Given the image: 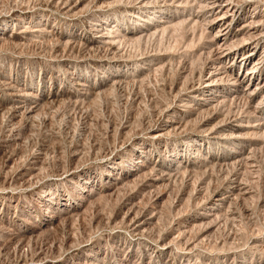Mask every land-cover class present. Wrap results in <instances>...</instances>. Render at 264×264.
Returning <instances> with one entry per match:
<instances>
[{
  "label": "rangeland",
  "instance_id": "rangeland-1",
  "mask_svg": "<svg viewBox=\"0 0 264 264\" xmlns=\"http://www.w3.org/2000/svg\"><path fill=\"white\" fill-rule=\"evenodd\" d=\"M26 1V2H25ZM64 0H0V152H14L12 155V165L5 166L4 159L0 153V174H6L7 178L12 177L19 167L25 165L27 161L36 160L41 171L37 174L33 187L28 188L32 192H23L24 188L18 186L9 188L13 191L12 197H0V228L14 231L29 228L32 224L37 225L35 234L41 236V240L34 239L29 241L27 247H23L26 251V257L21 258L29 262L33 256L36 258V264H264V128L257 129L262 133L250 134L239 140H231L229 130H221L218 135L225 138L211 137L210 130L200 126L203 118L210 115V112H202V110L188 111L177 109L169 117L166 109H170L176 104L175 86L182 84L181 91H187L191 83H196L197 70L204 68L210 60V53L207 54V42L210 35L217 27L208 28V17L204 11L205 0H79L82 8L76 11L66 12L62 9L61 4ZM67 1V0H66ZM98 1V2H97ZM112 1H115L112 2ZM123 1V2H122ZM129 1V2H128ZM137 1V2H136ZM153 1V2H152ZM167 1L169 4H167ZM171 1V2H170ZM173 1L175 3H173ZM179 1V3H178ZM183 1V2H181ZM196 1V2H195ZM200 1V2H199ZM203 1V4H202ZM261 1V2H260ZM36 2V3H35ZM40 2V3H39ZM43 2V3H42ZM52 2V3H51ZM56 2V3H55ZM88 6H87V4ZM89 2V3H88ZM91 2V3H90ZM102 2V3H101ZM109 2H112L111 4ZM128 6H127V3ZM134 2V3H133ZM139 2V4H138ZM147 2V4H144ZM155 2V4H154ZM189 2V3H188ZM198 2V3H197ZM14 3V4H13ZM25 3H27L25 5ZM42 3V4H41ZM45 3V4H44ZM56 5H55V4ZM108 3V5H107ZM114 3V4H113ZM125 3V4H124ZM143 3V4H141ZM150 3H152L150 5ZM157 3V4H156ZM172 3V4H171ZM261 9L264 8V0H258ZM17 6H16V5ZM22 4V5H20ZM25 6H24V5ZM35 4V5H34ZM40 4L42 6H40ZM51 4V5H49ZM53 4V5H52ZM103 4V5H101ZM105 4V5H104ZM141 4V5H140ZM164 4V5H163ZM176 4V5H175ZM182 6H181V5ZM5 5V6H4ZM12 5V6H11ZM15 5V6H14ZM35 7H34V6ZM47 5L48 8L45 7ZM84 5V6H83ZM98 5V6H97ZM102 7H100V6ZM107 5V6H106ZM138 5V6H137ZM161 5V6H160ZM175 5V6H174ZM199 5V7H198ZM202 5V7H201ZM11 6V7H10ZM19 6V7H18ZM29 6V7H28ZM86 6V7H85ZM93 6V7H92ZM96 6L99 8H96ZM121 6V7H120ZM167 6V7H166ZM172 6V7H171ZM191 6V8L189 7ZM14 7V8H13ZM17 7L19 9H17ZM37 7V8H36ZM45 7V8H44ZM126 7V8H125ZM145 7V9H144ZM163 7V8H162ZM178 9H177V8ZM185 7V8H184ZM204 7V8H203ZM16 8V9H15ZM30 8V9H28ZM39 8V9H38ZM107 8V9H106ZM123 8V9H122ZM152 8V9H151ZM161 8V9H160ZM170 8V9H169ZM200 8V11L198 10ZM203 8V9H202ZM251 8V6H250ZM24 9V11H23ZM61 9V10H59ZM83 9V11H82ZM137 9V10H135ZM147 9V10H146ZM151 9V10H150ZM164 9V10H163ZM167 9V10H166ZM192 9V10H191ZM194 9V10H193ZM111 10V12H110ZM122 12H121V11ZM125 10V11H124ZM130 10V11H129ZM141 10V11H140ZM174 10V11H173ZM178 10V11H177ZM189 10V11H188ZM203 10V11H201ZM64 11V12H63ZM110 13H109V12ZM114 11V12H113ZM144 11V13H143ZM170 11V12H169ZM193 11V12H192ZM9 12V13H7ZM73 12V13H72ZM75 12V13H74ZM81 12V13H80ZM98 15H97V13ZM102 12V13H100ZM108 12V15H106ZM118 12V13H117ZM149 12V13H148ZM158 12V13H157ZM169 12V13H168ZM172 12V13H171ZM190 12V13H189ZM195 12V13H194ZM204 12V13H203ZM18 13L19 18L13 15ZM31 13V14H30ZM44 13V14H43ZM70 13L71 16L70 17ZM79 13V14H78ZM134 13V14H133ZM142 13V14H141ZM148 13V15H147ZM153 13V14H152ZM185 13V14H184ZM200 13V14H198ZM5 14V15H4ZM26 14V15H25ZM33 14V15H32ZM75 14V15H74ZM84 14V15H83ZM94 14V15H93ZM100 14V15H99ZM111 14V15H110ZM119 14V15H118ZM146 14V15H145ZM155 14V15H154ZM157 14V15H156ZM22 15V16H21ZM29 15V16H28ZM67 15V16H66ZM117 15V16H116ZM124 15V16H123ZM151 17H150V16ZM179 15V16H178ZM183 15V16H182ZM202 15V16H201ZM79 16V17H78ZM84 16H86L84 18ZM88 16V17H87ZM107 16V17H106ZM120 16V17H119ZM139 16V17H137ZM145 20H143L142 18ZM154 16V17H153ZM159 16V17H158ZM176 16V17H174ZM185 16V20H184ZM192 16V17H191ZM26 17V18H25ZM50 17V18H49ZM118 17L120 19H118ZM136 17V18H135ZM202 17V18H201ZM206 17V19H205ZM3 18V19H2ZM24 18V19H22ZM75 18V19H74ZM92 18V19H91ZM97 18V19H96ZM106 18V19H105ZM117 18V19H116ZM153 18V19H152ZM160 18V19H159ZM167 18V19H166ZM177 18V19H176ZM192 18V20H191ZM8 21H7V20ZM65 19V21H64ZM72 19V20H71ZM95 19V20H94ZM102 19V20H101ZM134 19V20H133ZM187 19V20H186ZM194 19V20H193ZM246 19V18H245ZM5 20V21H4ZM16 20V21H15ZM22 20V22H21ZM26 20V21H25ZM28 20V21H27ZM69 20V21H68ZM101 20V21H100ZM121 20V21H120ZM140 20V21H139ZM153 20V21H151ZM161 20V21H160ZM164 20V21H163ZM169 20V21H166ZM180 20V21H179ZM191 20V22H190ZM203 20V21H202ZM18 21V22H17ZM25 21V22H24ZM46 21V22H45ZM76 21V22H75ZM86 21V22H85ZM89 21V22H88ZM94 21V22H93ZM106 21V22H105ZM120 21V22H119ZM125 21V22H124ZM160 21V22H159ZM172 21V22H170ZM175 21V22H174ZM179 21L180 23H176ZM189 21V22H188ZM206 21V22H205ZM242 21V19L240 20ZM4 22V23H2ZM15 22V24H14ZM29 22V23H28ZM38 22V26L36 23ZM45 22V23H44ZM98 22V23H97ZM104 22V23H103ZM135 22V23H134ZM141 22V23H140ZM169 22V23H168ZM201 25H199L198 23ZM203 22V23H202ZM19 23V24H18ZM55 23V24H54ZM68 23V25H67ZM103 23V24H101ZM108 23V24H107ZM121 23V24H120ZM139 23V25L137 24ZM154 25H152V24ZM165 23V24H164ZM172 23V24H170ZM205 23V24H204ZM26 24V25H25ZM29 26H28V25ZM84 24V25H82ZM91 24V25H90ZM95 24V25H94ZM100 24V25H99ZM124 24V25H123ZM144 24V25H143ZM157 24V26H156ZM169 25L163 30L162 25ZM178 27H176L177 25ZM186 24V25H185ZM207 24V25H206ZM4 25V26H2ZM20 25V26H17ZM25 25V26H24ZM75 25V26H73ZM97 25V26H96ZM126 25V26H125ZM143 25V26H142ZM150 25V26H149ZM152 25V26H151ZM189 25V26H188ZM191 25V26H190ZM198 25V27H197ZM206 25V26H205ZM27 26V27H26ZM36 26V27H35ZM44 26V28H43ZM48 26V27H46ZM54 26V27H53ZM65 26V27H64ZM67 26V27H66ZM100 26V27H99ZM103 26V27H102ZM106 26V27H105ZM114 26V27H113ZM171 26V29L169 28ZM174 26V27H172ZM185 26V27H184ZM189 28H188V27ZM193 26V28H192ZM9 28L12 31L23 30L25 32L23 38L19 41L7 39L2 34V30ZM31 29L33 28V31ZM35 27V28H34ZM42 27V30H40ZM58 27V28H57ZM81 27V29H80ZM90 27V28H89ZM98 27V28H96ZM109 27V28H108ZM111 27V28H110ZM123 27V28H122ZM141 27V28H140ZM146 27V28H145ZM149 27V28H148ZM152 27V28H151ZM156 27V28H153ZM26 28V29H25ZM29 28L30 32L28 31ZM74 28V30H73ZM105 28V29H104ZM125 28V29H124ZM135 30H133V29ZM139 30H138V29ZM148 28V29H147ZM151 28V29H150ZM160 30H158V29ZM175 28V29H174ZM178 28V29H176ZM187 28V29H186ZM192 28V29H191ZM8 29V30H9ZM19 29V30H18ZM36 29V30H35ZM39 29V32L38 30ZM50 31H49V30ZM55 31H53V30ZM58 29V30H57ZM79 29V30H78ZM97 29V30H96ZM153 29V31H152ZM156 29V30H155ZM173 29V30H172ZM194 29V30H193ZM206 31H205V30ZM73 32H72V31ZM78 30V31H77ZM90 30V31H88ZM103 30L104 32H102ZM141 30V31H140ZM172 30V31H171ZM188 30V31H187ZM191 30V31H190ZM208 30V31H207ZM75 31L77 33H75ZM105 33L113 43H88V40L95 33ZM110 31V32H109ZM115 31V33L113 32ZM119 31V32H118ZM138 31V32H137ZM152 31V32H150ZM163 34H160L159 32ZM187 31V33H186ZM194 31V32H193ZM49 32V33H48ZM82 32V33H81ZM92 34H91V33ZM100 32V33H101ZM107 32V33H106ZM141 32V33H140ZM144 32V33H142ZM168 32V33H166ZM171 34H170V33ZM191 32V33H190ZM208 32V33H207ZM33 33V34H31ZM39 33V34H38ZM69 33V34H67ZM84 33V34H83ZM109 33V35H108ZM117 33H119L117 35ZM132 33V34H131ZM146 33V34H145ZM193 33V34H192ZM202 33V34H201ZM73 34V35H72ZM88 34V35H87ZM115 36H114V35ZM125 34V35H123ZM129 36V38L126 37ZM153 34V35H152ZM158 34V36H156ZM169 34V35H168ZM192 34V36H191ZM209 34V35H208ZM34 37H33V36ZM38 35V36H37ZM41 35V36H40ZM59 35V36H58ZM72 35V36H71ZM78 35V36H77ZM85 35V36H84ZM126 38H123V36ZM147 35V37H146ZM151 35L152 37H150ZM162 35V36H161ZM80 36V37H79ZM135 36V37H134ZM144 36V37H143ZM155 36V37H154ZM166 38H165V37ZM187 36V38H185ZM6 37V38H5ZM27 37V38H26ZM71 39L69 41V39ZM116 37V38H115ZM119 37V39H118ZM133 40H132V38ZM208 37V38H207ZM26 38V39H25ZM29 38V39H28ZM31 38V40H30ZM52 38V40H51ZM60 38V39H59ZM77 38V39H75ZM139 38V39H138ZM146 38V39H145ZM161 38H163L161 40ZM165 38V39H164ZM191 38V39H190ZM207 38V39H206ZM24 39V40H23ZM63 39V40H62ZM67 43H66V41ZM75 40V42L73 40ZM121 39V40H120ZM130 39V40H129ZM144 39V40H142ZM157 39V41H155ZM189 39V40H188ZM200 39V40H199ZM7 41L5 43V41ZM22 40V41H21ZM26 40L28 42H26ZM49 40V41H48ZM62 43H61V41ZM80 40V41H79ZM119 40V41H118ZM124 40V41H123ZM132 40V43H131ZM137 40V42H135ZM207 40V42H206ZM4 41V42H3ZM10 41V42H9ZM25 41V43L23 42ZM60 41V42H58ZM64 41V42H63ZM83 41V42H82ZM109 41V40H108ZM143 41H145L143 43ZM187 41L188 44L185 42ZM202 41V42H201ZM44 42V43H43ZM56 42V43H55ZM73 42V43H72ZM119 44H118V43ZM124 42V43H123ZM130 42V43H128ZM157 42V43H156ZM191 42V43H190ZM5 43V44H4ZM23 47H21L22 45ZM48 43V44H47ZM70 43V44H69ZM72 43V44H71ZM76 43V44H75ZM260 46V51L264 54V39ZM13 44V45H12ZM18 44V45H17ZM26 44L28 46H26ZM46 44V45H45ZM52 44V45H51ZM60 44V45H59ZM63 44V47L61 46ZM65 44V45H64ZM79 44V46H78ZM82 44V45H81ZM88 45V47L86 45ZM118 44V46H116ZM123 44V46H121ZM126 46H125V45ZM205 44V46H204ZM11 45V46H10ZM16 45V46H14ZM38 45V46H37ZM40 45V46H39ZM73 45V47H72ZM95 45V46H94ZM158 46V50L157 47ZM185 45V46H184ZM203 45V46H201ZM50 46V47H49ZM60 46V47H59ZM66 46V47H65ZM70 46L72 48H70ZM75 46V47H74ZM81 46V47H80ZM84 46V47H83ZM94 46V47H93ZM98 46V47H96ZM102 46V47H101ZM144 46V47H143ZM153 46L155 49H153ZM162 48H161V47ZM163 46L165 47L163 49ZM171 48H169V47ZM187 46V48H186ZM201 46V47H200ZM263 46V47H262ZM26 47V48H25ZM56 47V48H55ZM62 47V48H61ZM80 47V48H79ZM90 47V48H89ZM93 47V48H91ZM119 47V48H118ZM160 47V48H159ZM168 47V48H167ZM184 47V48H183ZM204 47V48H203ZM40 48V49H39ZM59 48L60 50L57 49ZM71 50H70V49ZM75 48L76 51L73 50ZM87 48V49H86ZM89 48V49H88ZM95 48V49H94ZM97 48V50H96ZM104 50H103V49ZM144 48V49H143ZM200 48V49H199ZM202 48V49H201ZM11 49V51H10ZM49 49V50H48ZM55 49V50H54ZM68 49V50H67ZM79 51H78V50ZM84 49L83 51H81ZM107 49V50H106ZM113 49H117L113 51ZM119 49V50H118ZM128 49V50H127ZM167 49V50H166ZM170 53H169V51ZM206 49V50H205ZM25 50V51H24ZM59 50V51H58ZM67 50V51H66ZM93 51L91 52V51ZM121 50V51H120ZM144 52H143V51ZM155 50V51H154ZM166 50V51H165ZM202 50V51H200ZM205 50V51H203ZM74 51V53H73ZM102 53L100 54L99 52ZM113 51V52H112ZM117 51V52H116ZM142 51V52H141ZM147 51V52H146ZM151 53H150V52ZM153 51V52H152ZM163 51V53H162ZM21 52V53H20ZM67 54H66V53ZM81 52V53H80ZM83 52V53H82ZM91 52V53H90ZM98 52V53H97ZM121 52V53H120ZM62 53V54H61ZM70 53V54H69ZM111 53V54H110ZM149 53V54H148ZM155 53V54H154ZM160 53V54H159ZM173 53V54H172ZM199 53V54H198ZM76 54V55H75ZM80 54H83L80 55ZM105 54V55H104ZM107 54V55H106ZM116 54V56H115ZM145 54V55H144ZM186 54V55H185ZM203 54V55H202ZM208 57H207V55ZM52 55H55L53 57ZM64 55L66 57H64ZM69 55V56H68ZM73 55V56H72ZM98 55V56H97ZM102 55V56H100ZM104 55V57H103ZM109 55V57H108ZM113 55V56H112ZM125 55V58H124ZM140 55L139 57H137ZM154 55V56H153ZM157 55V56H156ZM199 55V56H198ZM205 55V57H204ZM58 58H57V57ZM61 56V57H60ZM63 56V57H62ZM81 56V58H80ZM85 56V58H84ZM106 56V57H105ZM119 56V57H117ZM123 56V57H122ZM137 58H135V57ZM148 56V60L147 59ZM153 56V57H152ZM191 56V57H190ZM53 57V59H52ZM72 57V58H71ZM83 57V58H82ZM90 57V58H89ZM101 57H103L101 59ZM163 57V58H162ZM207 57V58H206ZM77 58V59H75ZM80 58V59H79ZM94 60H93V59ZM106 58V59H105ZM111 58V59H110ZM114 58V59H112ZM129 58V59H128ZM134 60H133V59ZM156 58V59H154ZM161 60H160V59ZM188 60H187V59ZM49 59V60H48ZM57 59V60H56ZM98 59V60H97ZM101 59V60H100ZM110 59V60H109ZM123 59V60H122ZM131 59V60H130ZM145 59V60H144ZM153 59V61H152ZM165 59V60H164ZM170 59V60H169ZM174 59V61H173ZM185 59V60H184ZM191 59V60H190ZM77 60V61H76ZM93 60V61H92ZM118 60V61H117ZM149 60H151L149 62ZM157 60V62H156ZM160 60V61H159ZM169 60V61H168ZM181 61V64L179 61ZM44 63H43V62ZM55 61V62H54ZM57 61V62H56ZM71 61V62H70ZM89 61V62H88ZM159 61V62H158ZM168 61V62H167ZM187 61V62H186ZM264 61V57H263ZM54 62V63H53ZM107 62V63H106ZM126 62V63H125ZM130 62V63H128ZM144 62H146L144 64ZM170 62V63H169ZM173 64H172V63ZM193 62V63H192ZM60 63V65H59ZM66 63V64H65ZM69 63V64H68ZM76 63V64H75ZM86 63V64H85ZM92 63V64H91ZM116 63V64H115ZM125 63V64H124ZM135 63V64H134ZM150 63V64H149ZM156 65H155V64ZM161 63V64H160ZM163 63V64H162ZM186 63V64H185ZM204 63V64H203ZM58 64V67H57ZM124 64V65H123ZM137 64V66H136ZM147 64V65H146ZM156 67H154V65ZM157 64L159 68L157 71ZM54 65V66H52ZM94 67H91V66ZM142 65V66H141ZM160 65V66H159ZM165 67H164V66ZM167 65V66H166ZM187 65V66H186ZM64 66V67H63ZM114 66V67H113ZM118 66V67H117ZM129 68H128V67ZM139 66V67H138ZM62 67V68H61ZM97 69H96V68ZM127 67V68H126ZM145 67V68H143ZM147 67V69H146ZM184 67V68H183ZM199 67V68H198ZM110 68V69H109ZM114 68V69H113ZM153 68H155L153 70ZM171 68V69H170ZM183 68V69H182ZM188 68V69H187ZM197 68V69H196ZM4 69V71H3ZM67 69V70H66ZM99 69V70H98ZM116 69V70H115ZM122 69V70H121ZM125 69V72H124ZM136 69V70H135ZM187 69V70H186ZM240 68V70H242ZM93 70V71H92ZM184 70V71H183ZM191 70V73H189ZM238 66L234 71L237 72ZM264 70V63H263ZM70 71V72H69ZM84 71V72H83ZM88 71V72H87ZM102 71V72H101ZM112 71V72H111ZM118 71V72H117ZM134 71V72H133ZM141 71V72H140ZM147 71V72H146ZM152 71V72H151ZM156 72V73H153ZM11 72V73H10ZM93 72V73H92ZM96 72V73H95ZM107 72V73H106ZM109 72V73H108ZM159 72V73H158ZM188 72V73H187ZM264 73V71H262ZM5 73V75H3ZM8 73V74H7ZM99 73V74H98ZM113 73V74H112ZM120 75H116L119 74ZM136 73H139L135 75ZM147 73V74H146ZM186 75H185V74ZM86 74V75H85ZM91 76H90V75ZM98 74V75H97ZM105 74V75H104ZM126 74V75H125ZM131 74V75H130ZM146 74V75H143ZM151 74L153 76H151ZM156 74V76H155ZM72 75V76H71ZM114 75V76H113ZM125 75V76H123ZM135 75V76H134ZM143 78H141V76ZM151 77H150V76ZM185 75V76H183ZM190 75V76H189ZM194 75V77H193ZM13 76V77H12ZM93 76V77H92ZM99 76V77H98ZM104 78H102V77ZM108 76V77H107ZM110 76V77H109ZM130 78H129V77ZM96 77V78H95ZM113 77V78H112ZM134 79H133V78ZM145 77V79H144ZM9 78V79H8ZM11 78V80H10ZM72 78V79H71ZM94 78V79H92ZM109 78V79H107ZM118 78V79H117ZM155 78V79H154ZM189 78V79H188ZM194 80H192V79ZM119 79L123 80L120 81ZM6 80V81H5ZM73 80V82L71 81ZM106 80V81H105ZM109 82H108V81ZM114 80V81H112ZM128 80V81H127ZM134 80V81H133ZM142 80V81H141ZM146 80V81H145ZM191 80V81H190ZM8 81V82H7ZM79 81H82L79 82ZM100 81V82H98ZM102 81V82H101ZM116 81V82H115ZM130 81V82H129ZM133 85H132V82ZM145 81V82H144ZM148 81V82H147ZM180 81V82H179ZM190 81V82H189ZM4 82V83H3ZM6 82V83H5ZM78 84H77V83ZM107 82V83H106ZM118 82L120 84H118ZM123 82V83H122ZM125 82V84H124ZM137 82V83H136ZM142 84H141V83ZM154 82V83H153ZM178 82V83H177ZM8 83V84H7ZM16 83V84H15ZM71 83V84H70ZM80 83V84H79ZM105 83V84H104ZM110 83V84H108ZM116 83V84H115ZM127 83V84H126ZM130 83V84H129ZM141 84L139 86V84ZM150 83V84H149ZM184 83V84H183ZM5 84V85H4ZM13 84V85H12ZM23 84V85H22ZM69 84V85H68ZM77 84V85H76ZM113 84V86H112ZM122 84V85H121ZM146 86H145V85ZM3 87H2V86ZM7 85V86H6ZM71 85V87H70ZM74 85V86H73ZM106 85V86H105ZM109 85V86H108ZM125 85V86H124ZM171 85V86H170ZM184 85V87H183ZM10 86V88L8 87ZM17 86L19 88H17ZM69 86V88L67 87ZM79 88H76V87ZM100 86V87H99ZM108 86V87H107ZM111 86L113 89H111ZM137 86V87H136ZM155 86V87H154ZM21 87V88H20ZM23 87V88H22ZM32 87V88H31ZM87 87V88H86ZM95 87V88H94ZM116 87V89H115ZM120 87V88H119ZM123 87V88H122ZM125 87V88H124ZM130 87L132 89H130ZM142 87V88H141ZM148 87V90H147ZM154 87V88H153ZM170 87V88H169ZM173 87V88H172ZM15 88V89H14ZM84 88V89H83ZM92 88V89H91ZM109 88V90H108ZM185 88V89H183ZM2 89V90H1ZM4 89H6L4 91ZM13 89V90H12ZM17 89V90H16ZM20 89V90H18ZM65 89V90H64ZM87 89V90H86ZM89 89V90H88ZM97 89V90H96ZM140 89V90H139ZM10 90V91H9ZM15 90L17 91L15 93ZM28 92H26V91ZM136 90V91H135ZM139 90V91H137ZM142 90V91H141ZM148 93L146 95L145 93ZM169 90V92H168ZM32 91V92H31ZM37 91V93H36ZM48 91V92H47ZM75 91V92H74ZM78 91V92H77ZM82 91V92H81ZM84 91V92H83ZM92 91V92H91ZM99 91V92H98ZM107 93H105V92ZM135 91V92H134ZM144 91V93H142ZM10 92V94H9ZM19 92H23L22 94ZM30 92V93H29ZM34 92V93H33ZM40 92V93H39ZM51 92V93H50ZM68 92V93H67ZM87 92V93H86ZM134 92V93H132ZM138 92V93H136ZM171 92V94H170ZM4 93V94H3ZM19 93V94H18ZM28 93V94H27ZM45 93V94H44ZM64 93V94H63ZM73 93V94H72ZM86 93V94H85ZM104 97L102 96V94ZM151 93V94H149ZM225 94V92H223ZM261 94V96L259 95ZM3 94V95H2ZM27 94V95H26ZM30 94V95H29ZM36 96L34 97V95ZM49 94V95H48ZM60 94V95H59ZM69 94V95H68ZM89 94V95H88ZM97 94V95H96ZM134 94V95H133ZM139 94V95H138ZM142 94V95H141ZM220 94V93H219ZM244 94V96H243ZM43 95V96H42ZM48 95V96H47ZM93 95V96H92ZM109 95V97H107ZM150 95V96H149ZM8 96V97H7ZM10 96V97H9ZM13 96V97H12ZM17 96V97H16ZM32 96V97H31ZM61 96V97H60ZM63 96V97H62ZM84 96V97H82ZM101 96V97H100ZM142 96V97H139ZM145 99H144V97ZM172 96H174L172 98ZM233 96V95H232ZM249 96V97H247ZM21 97V98H20ZM25 97V98H24ZM28 97V98H27ZM47 97V98H46ZM71 97V98H70ZM73 97V98H72ZM89 97V98H88ZM92 97V98H91ZM97 97V98H96ZM134 97V98H133ZM148 97V98H147ZM150 97V98H149ZM171 97V98H170ZM241 97L242 101H241ZM20 98V99H19ZM33 98V100H32ZM40 98V99H39ZM43 102H41L42 100ZM45 98V100H44ZM50 98V100H49ZM53 98V99H52ZM59 98V99H58ZM68 100H67V99ZM77 98V99H75ZM82 98V99H81ZM105 98V99H104ZM133 98V100H132ZM225 104L218 117L220 119L254 118L255 122H264V94L261 92L248 94L239 92L237 97L227 96ZM250 98V99H249ZM12 99V100H11ZM37 99V100H36ZM55 99V100H54ZM72 99V100H71ZM74 99V100H73ZM84 99H88L84 100ZM90 99V100H89ZM93 99V100H92ZM140 99V100H139ZM144 99V100H143ZM152 99V101H151ZM231 99V100H230ZM236 99V100H235ZM259 102H256L258 101ZM3 100V101H2ZM5 100V101H4ZM20 100V101H19ZM36 100V101H35ZM63 100V102H62ZM67 100V102H66ZM84 100V101H83ZM127 100V101H125ZM130 100V101H129ZM134 100H137L135 102ZM159 100V101H158ZM247 100V103H246ZM19 103H17V102ZM23 101V102H22ZM49 101V102H48ZM52 101V102H51ZM58 101V102H57ZM61 101V102H60ZM83 103H81V102ZM86 101V103H85ZM93 101V102H92ZM142 101V102H141ZM164 101V102H163ZM172 101V102H170ZM230 101V102H229ZM245 101V102H244ZM9 102V103H8ZM31 104H29V103ZM38 102V103H37ZM69 102V103H68ZM73 102V103H72ZM88 102V103H87ZM132 102V103H131ZM135 102V103H134ZM168 102V103H167ZM235 102V103H234ZM16 103V104H15ZM35 103V104H34ZM46 105H45V104ZM51 103V105L49 104ZM53 103V104H52ZM71 103V104H70ZM85 103V104H84ZM90 103V104H89ZM142 103V104H141ZM165 103V104H164ZM175 103V104H174ZM239 103V104H238ZM244 103V104H243ZM259 104V109L253 111L250 107ZM18 106L17 113L10 119L9 113L4 115L2 107ZM25 104V105H24ZM27 104V105H26ZM35 105L37 110L35 122L27 126V120L23 115L24 106ZM57 104V106H56ZM80 104V105H77ZM163 104V105H161ZM168 104V105H167ZM192 104H195L192 101ZM227 104V105H226ZM232 104V105H231ZM235 104V105H234ZM247 104V105H246ZM41 105V107H40ZM155 105V107L153 106ZM157 105V106H156ZM159 105V106H158ZM166 105V106H165ZM225 105V106H224ZM231 105V106H230ZM240 105V107H239ZM242 105V106H241ZM250 105V107H248ZM50 106V107H49ZM128 106V107H127ZM229 106V107H227ZM88 107V108H87ZM160 107V109H159ZM162 107V109H161ZM167 107V108H166ZM235 107V108H233ZM240 109H239V108ZM20 110H19V109ZM45 108V109H44ZM227 108V111L226 109ZM232 108V109H231ZM243 108V109H242ZM249 108V109H248ZM40 109V110H39ZM42 109V110H41ZM160 110V114L158 113ZM236 109V110H235ZM248 109V110H247ZM44 112H41L43 111ZM162 110V111H161ZM234 110V111H233ZM239 110V111H238ZM242 110V111H240ZM251 110V111H250ZM40 111V112H39ZM158 111V112H157ZM180 111V112H179ZM199 111V112H198ZM231 111V115H230ZM236 111V112H235ZM247 111V112H245ZM250 113H249V112ZM253 111V112H252ZM162 112V113H161ZM171 112V111H170ZM193 112V113H192ZM205 112L207 113L205 115ZM217 112V114H218ZM225 112V113H224ZM6 113V112H5ZM47 113V114H46ZM156 113V114H155ZM185 113V114H184ZM200 113V117H199ZM224 117H223V114ZM249 113V115H247ZM252 113V114H251ZM258 113V114H257ZM261 113V114H260ZM22 117L20 119V117ZM23 116H21V115ZM154 114V115H153ZM175 114V115H174ZM191 114V115H190ZM209 114V115H208ZM258 116H257V115ZM3 115V116H2ZM41 115V116H40ZM132 115V116H131ZM165 115V116H164ZM196 115V116H195ZM204 115V117H203ZM230 115V116H229ZM237 115V116H236ZM38 116V117H37ZM45 118H43V117ZM187 116V117H186ZM198 116V117H197ZM233 116V117H231ZM248 116V117H247ZM26 117V116H25ZM167 117V118H166ZM180 117V119H179ZM185 119H184V118ZM190 117V118H189ZM197 117V119L195 118ZM6 118V119H5ZM14 118L16 120H14ZM55 118V119H54ZM182 118V119H181ZM256 118V119H255ZM9 119V120H8ZM33 119V120H34ZM39 119V120H38ZM43 121H42V120ZM165 119H174L182 124V128H175L168 131L160 137H153L149 131L153 128L160 127ZM189 120V122L187 121ZM192 121H191V120ZM196 119V120H193ZM262 119V120H261ZM41 120V121H40ZM48 120V121H47ZM9 123H8V122ZM11 121V122H10ZM15 121V122H14ZM19 122V124L17 123ZM183 121V122H182ZM184 121H186L185 124ZM200 121V122H199ZM14 122V123H13ZM23 122V123H20ZM47 122V123H46ZM69 122V123H68ZM126 122V123H125ZM195 122V123H194ZM197 122V123H196ZM6 123V124H5ZM8 123V125H7ZM11 123V124H10ZM16 123V124H15ZM35 123V124H34ZM156 123V124H155ZM191 123H193L191 125ZM14 124V125H12ZM27 126H20L24 125ZM155 124V126H154ZM159 124V125H158ZM197 124V125H196ZM199 124V125H198ZM35 125V126H34ZM37 125V127H36ZM9 126V127H8ZM11 126V128H10ZM13 126V127H12ZM34 126V128L32 127ZM153 126V127H152ZM21 127V128H20ZM25 129L23 130L22 129ZM93 127V128H92ZM191 127V128H190ZM194 127L198 129H194ZM16 128V129H15ZM27 128V129H26ZM114 128V130H113ZM150 128V129H149ZM185 128V129H184ZM189 128V129H188ZM10 129V130H8ZM22 129V130H21ZM30 129V130H29ZM20 130V131H19ZM122 130V131H121ZM126 130V131H125ZM145 130V131H144ZM174 130V131H173ZM179 130V131H178ZM203 130V131H202ZM11 136H10V133ZM17 131L19 134H17ZM24 133H23V132ZM28 131L30 133H28ZM32 131V132H31ZM125 131V132H124ZM148 131V132H147ZM171 131V132H170ZM177 131V132H176ZM16 132V133H14ZM22 132V133H21ZM27 132V133H26ZM146 132V133H145ZM176 132V133H175ZM179 132V133H178ZM199 132V133H198ZM225 132V133H223ZM9 133V134H8ZM13 133V134H12ZM121 133V134H120ZM138 133V134H137ZM144 133V134H143ZM186 133V134H185ZM227 133V134H226ZM8 134V135H7ZM25 138H24V135ZM123 134V135H122ZM134 134V135H133ZM148 134V135H147ZM180 134V135H179ZM183 134V135H182ZM190 134V135H189ZM203 134V135H202ZM208 134V135H207ZM231 134V133H230ZM15 135V136H14ZM23 135V137L21 136ZM28 135V137H27ZM121 135V136H120ZM146 135V136H145ZM151 135V136H150ZM182 135V136H181ZM207 135V136H206ZM258 135V136H257ZM123 136V137H122ZM188 136L189 140H188ZM226 136L228 138H226ZM231 136V137H230ZM251 136V137H250ZM261 136V137H260ZM8 137V138H7ZM11 137V138H10ZM30 137V138H29ZM186 137V138H185ZM245 137V139H244ZM253 137V138H252ZM258 137V138H257ZM24 141H21L23 140ZM123 138V139H122ZM261 138V139H260ZM10 139V142H9ZM13 139V140H12ZM21 139V140H20ZM200 139V140H199ZM209 141H208V140ZM218 139V140H217ZM226 139V140H225ZM250 139V140H249ZM253 139V140H252ZM6 140V141H5ZM20 142H18V141ZM152 140V141H151ZM223 140V141H222ZM230 140L231 143L228 142ZM241 140V141H240ZM262 140V141H261ZM8 141V142H7ZM14 141V142H13ZM98 141V142H97ZM121 141V142H120ZM125 141V142H122ZM138 141V142H136ZM140 141V142H139ZM191 141V142H190ZM197 141V143H196ZM207 141V142H206ZM216 141V142H215ZM222 143H221V142ZM238 141V142H237ZM253 141V142H252ZM7 142V143H6ZM18 142V143H15ZM31 142V143H30ZM189 142V144H188ZM200 142V143H199ZM225 142V144H224ZM258 142V143H257ZM9 143V144H8ZM11 143V144H10ZM12 143L15 145L12 146ZM75 143V144H74ZM78 143V144H77ZM81 143V144H80ZM130 143H132L130 145ZM137 143V144H136ZM142 143V144H141ZM215 143V144H214ZM252 143V144H251ZM3 144V145H2ZM8 144V145H7ZM18 144V145H17ZM27 144V145H26ZM80 144V145H79ZM157 144V145H156ZM217 144V145H216ZM230 144V145H229ZM247 144V146H246ZM11 147H10V146ZM119 145V146H118ZM148 145V146H147ZM210 145V146H209ZM219 145V146H218ZM229 145V146H228ZM238 145V146H237ZM241 145V146H240ZM259 145V146H258ZM9 146V147H8ZM38 146H40L38 148ZM135 146V147H134ZM139 146V147H138ZM155 146V147H154ZM225 146L227 148H225ZM235 146V147H234ZM257 146V147H256ZM2 147V148H1ZM4 147V149H3ZM45 147V148H44ZM84 147V148H83ZM125 147V148H124ZM134 147V148H133ZM230 147V148H229ZM238 147V148H237ZM9 148L11 150H9ZM16 148V149H15ZM19 148V149H18ZM42 152H41V149ZM80 148V149H79ZM105 148V149H104ZM115 148V149H114ZM133 148V149H132ZM140 148V149H139ZM224 148V149H223ZM233 148V150H232ZM241 148V149H240ZM255 148V149H254ZM258 148V149H257ZM45 149V150H44ZM75 149V150H74ZM78 149V151L76 150ZM82 149V151H81ZM114 149V151H113ZM142 149V150H141ZM147 149V150H146ZM238 149V150H237ZM16 150V151H14ZM132 152H131V151ZM145 150V151H144ZM152 150V151H151ZM156 150V151H155ZM200 150V151H199ZM224 150V151H223ZM229 150V151H228ZM237 150V151H236ZM241 150V152H240ZM246 150V151H244ZM257 150V151H256ZM11 151V152H9ZM13 151V152H12ZM71 151L73 153H71ZM77 151V153H76ZM103 151V152H102ZM105 151V152H104ZM112 151V153H111ZM147 151V152H146ZM198 151V152H197ZM217 151V152H216ZM226 151V152H225ZM233 151V152H232ZM41 152V154H39ZM82 152V153H81ZM137 152V154H136ZM202 152V153H201ZM213 152V153H211ZM237 152V153H236ZM251 153L249 155V153ZM253 152V153H252ZM7 153V152H6ZM34 153V154H33ZM36 153V154H35ZM110 153V154H109ZM123 153V155H122ZM125 153V154H124ZM149 153V154H148ZM156 153V154H155ZM163 153V154H162ZM190 153V154H188ZM242 153V154H241ZM18 154V155H17ZM23 154V155H22ZM32 154V155H30ZM105 156H104V155ZM107 154L109 156H107ZM130 154V155H129ZM132 154V155H131ZM149 156H148V155ZM170 154V155H169ZM187 154V155H186ZM216 154V155H215ZM37 158H35L34 156ZM74 157H73V156ZM83 157H82V156ZM101 155V156H100ZM121 155V156H120ZM157 155V156H156ZM196 155V156H195ZM198 155V156H197ZM202 155V156H201ZM204 155V156H203ZM207 155V156H206ZM225 155V156H224ZM235 155V156H234ZM242 155L243 157H241ZM249 155V156H248ZM253 155L252 159L251 156ZM21 156V157H20ZM40 156V157H39ZM44 156V157H43ZM72 156V158H71ZM98 156V157H97ZM124 156V157H123ZM127 156V158H126ZM130 156V157H129ZM140 156V157H139ZM144 156V157H143ZM194 156V157H193ZM216 156V157H215ZM219 156V157H218ZM229 156V157H228ZM231 156V157H230ZM18 157V158H17ZM33 157V158H32ZM43 157V158H42ZM76 157V158H75ZM123 157V158H122ZM147 157V158H146ZM148 157L150 158L148 160ZM173 157V158H172ZM188 157V158H187ZM199 157V158H198ZM202 157V158H200ZM223 157V158H222ZM226 157V158H225ZM239 157V158H238ZM20 158V159H19ZM84 158L83 160H79ZM98 158V159H97ZM118 160L119 164L112 165V161ZM117 158V159H116ZM175 158V159H174ZM186 158V160H185ZM205 160H204V159ZM209 158V159H208ZM231 158V159H230ZM234 158V159H233ZM236 158V160H235ZM241 158V159H240ZM247 158V159H246ZM15 159V160H14ZM18 159V160H17ZM27 161H26V160ZM42 159V160H41ZM94 159V160H93ZM106 159V160H105ZM110 159L111 162H107ZM120 159V160H119ZM147 159V160H146ZM157 159V161H156ZM164 159V160H163ZM197 159V160H196ZM203 159V160H202ZM208 159V160H207ZM216 159V160H215ZM218 159V160H217ZM3 160V161H2ZM25 160V162H24ZM40 160V161H39ZM194 163H192L191 161ZM196 160V161H195ZM235 160V164L233 163ZM14 161V162H13ZM24 163H23V162ZM39 161V162H38ZM81 161V162H76ZM97 161V162H96ZM128 161V162H127ZM132 161V162H131ZM139 161V162H138ZM168 161V162H167ZM199 161V162H198ZM209 161V162H207ZM212 161V162H210ZM222 161V162H221ZM227 161V162H226ZM229 161H233L232 163ZM244 161V163L242 162ZM247 163H246V162ZM250 161V162H249ZM252 161V162H251ZM42 162V163H41ZM58 162V163H57ZM114 162V161H113ZM135 162V163H134ZM148 162V163H147ZM198 162V164H197ZM204 162V163H203ZM210 164H207V163ZM214 162V163H213ZM215 162L217 164L215 165ZM241 162V163H240ZM15 163V166H13ZM17 163V164H16ZM70 165H69V164ZM74 165H73V164ZM81 165H80V164ZM124 163V164H123ZM126 163V164H125ZM179 163V164H178ZM201 163V165H200ZM203 163V164H202ZM212 163V164H211ZM226 163V164H224ZM231 163V164H230ZM243 163V165H241ZM246 163V164H245ZM250 163V164H249ZM21 164V165H20ZM72 164V166H71ZM107 164V165H106ZM147 164V165H146ZM152 164V166H151ZM161 164V165H160ZM224 164V165H223ZM230 166H228V165ZM253 164V165H252ZM58 165V166H57ZM61 165V169L59 167ZM67 165V167H66ZM78 165V166H77ZM84 165V166H83ZM101 165V166H100ZM111 165V166H110ZM122 165V166H121ZM133 165V166H132ZM145 165V167H144ZM160 166L169 172V179L158 181L156 183H145L146 177L155 176V173L145 172L153 166ZM186 165V166H180ZM226 165L228 167H226ZM234 165V166H233ZM239 165V166H237ZM5 166V167H4ZM37 166V165H36ZM66 168H65V167ZM74 166V167H73ZM76 166V167H75ZM105 166V167H104ZM108 166V167H107ZM114 166V167H113ZM129 168H128V167ZM142 166V167H141ZM164 166V168H163ZM178 166V167H177ZM180 166V168H179ZM190 167V172L189 168ZM203 166V168H202ZM211 166V167H210ZM216 166V167H215ZM220 166V167H219ZM4 167V168H3ZM13 167V170L12 168ZM107 167V168H106ZM140 167V168H139ZM175 167V168H174ZM179 169H177V168ZM182 167V168H181ZM200 167V168H199ZM222 167L225 169L223 171ZM10 168V171L6 170ZM57 168V170H56ZM59 168V169H58ZM70 168V169H69ZM75 168V169H73ZM79 168V169H78ZM104 168V169H103ZM109 168V170H108ZM113 168V169H112ZM116 168V169H115ZM125 169V171L123 169ZM138 168V169H137ZM187 171H183L184 169ZM192 168V169H191ZM197 168V169H196ZM209 168V169H208ZM228 168V173H227ZM242 168V169H241ZM16 169V170H15ZM64 169V170H62ZM69 169V170H68ZM103 169V170H102ZM112 169V170H111ZM127 169V170H126ZM131 171H130V170ZM169 169V170H168ZM194 169V170H193ZM199 169V170H198ZM201 169V171H200ZM204 169V170H203ZM217 169V170H216ZM230 169V170H229ZM236 169V170H235ZM238 169V170H237ZM240 169V170H239ZM139 170V171H138ZM142 170V171H141ZM196 172L194 173V171ZM212 170V172H211ZM219 170V171H218ZM221 170L223 173H221ZM3 171V172H1ZM8 171L9 173H6ZM47 171V172H46ZM56 171V172H55ZM62 171V172H61ZM111 171V172H110ZM117 171V172H116ZM171 171V173H170ZM178 171V173L176 172ZM182 171V173H181ZM200 171L201 173H199ZM240 171V172H239ZM12 172V173H11ZM49 172V173H48ZM61 172V174H60ZM73 172V173H72ZM110 172V173H109ZM122 172V173H121ZM132 173L130 177L125 179L127 173ZM138 172V173H137ZM176 172V173H173ZM189 172V174H188ZM225 172V173H224ZM231 172V173H230ZM233 172V173H232ZM239 172V173H238ZM41 173V174H40ZM44 173V174H43ZM47 173V174H45ZM51 173V174H50ZM63 173V174H62ZM65 173H72L71 180H62L61 177ZM75 173V174H74ZM181 173V174H180ZM186 173V174H185ZM191 173V174H190ZM209 173V174H208ZM242 173V174H241ZM50 174V175H48ZM121 174V175H120ZM194 174V175H193ZM10 175V176H9ZM42 175V176H41ZM48 175V176H47ZM79 175V176H78ZM81 175V176H80ZM101 175V176H100ZM110 175V176H109ZM115 175V176H114ZM134 175V176H133ZM140 175V176H139ZM148 175V176H146ZM194 177H193V176ZM241 175V177L239 176ZM243 175V176H242ZM45 176V177H44ZM76 176V177H75ZM78 176V177H77ZM83 176V177H82ZM132 176V177H131ZM137 176V177H136ZM175 176V177H174ZM209 176V177H207ZM223 176V177H222ZM230 176V177H229ZM232 176H234L232 178ZM39 177V178H38ZM82 177V178H80ZM110 179H109V178ZM114 177H117L114 179ZM120 177V178H119ZM142 177V178H141ZM172 177V179H171ZM183 177V178H182ZM186 177V178H185ZM199 177V179H198ZM205 177V178H203ZM230 179H229V178ZM237 177V178H236ZM243 177V178H242ZM75 178V179H74ZM119 178V179H118ZM124 180H123V179ZM132 178V180L130 179ZM175 178V179H174ZM180 178V179H179ZM193 178V180H192ZM197 178V179H196ZM207 178V179H206ZM240 178V180L238 179ZM38 179V180H37ZM41 179V180H40ZM82 179V180H81ZM85 179V180H84ZM135 179V181L133 180ZM174 179V181H173ZM183 179V180H182ZM186 179V180H185ZM193 181H191V180ZM209 179V180H208ZM227 179V180H226ZM235 179V180H234ZM247 181H246V180ZM34 180V179H33ZM37 180V181H36ZM43 180V181H42ZM103 180V181H102ZM123 180L121 189L113 192V196L104 197L106 189L110 186L111 181ZM177 180V181H176ZM199 180V181H198ZM203 180V182H202ZM206 180L207 183L205 182ZM238 180V181H236ZM243 184H241L242 182ZM39 181V182H38ZM49 181V182H48ZM67 183H66V182ZM81 181V183H79ZM126 181L128 183H126ZM134 181V182H132ZM172 181V182H171ZM196 181V182H195ZM202 183H201V182ZM232 181V182H231ZM37 182V183H36ZM79 184H78V183ZM90 182V183H89ZM131 182V183H130ZM138 182V183H137ZM144 182V184H142ZM162 182V183H161ZM167 182V183H165ZM170 182V183H169ZM195 182V183H194ZM200 186L198 185V183ZM231 182V183H230ZM234 182V183H233ZM240 184L245 188L244 194H237L233 190L234 184ZM241 182V183H240ZM42 183V184H41ZM46 184L42 188V186ZM51 183V184H50ZM61 183V184H60ZM64 183V184H62ZM74 183V184H73ZM103 183V184H102ZM106 183V184H105ZM126 183V184H125ZM158 183V184H157ZM159 183L160 186H159ZM190 183H193L192 185ZM212 183V184H211ZM246 183V184H245ZM86 184V185H85ZM94 184V185H93ZM97 184V185H96ZM136 184V185H135ZM138 184V185H137ZM147 184V186H146ZM169 184V185H168ZM171 184V185H170ZM203 184V185H202ZM208 185V187L205 186ZM221 184V185H220ZM229 184V185H228ZM248 184V185H247ZM64 185V186H63ZM67 187H66V186ZM76 185V186H75ZM84 185V186H83ZM92 185V186H91ZM96 185V186H95ZM129 187H128V186ZM143 185V186H142ZM153 185V188L152 186ZM165 187H164V186ZM191 185V186H190ZM220 185V186H219ZM225 185H228L225 186ZM231 185V186H230ZM49 186V187H48ZM58 186V187H57ZM60 186V187H59ZM78 186V187H77ZM81 186V187H80ZM87 186V187H86ZM102 186V187H100ZM124 186V187H123ZM164 188H163V187ZM205 186V188H203ZM213 186V187H211ZM225 186V187H224ZM53 187V188H52ZM73 187V188H72ZM83 187V188H82ZM105 189H104V188ZM131 187V189H130ZM156 187V189H155ZM158 187V188H157ZM160 187V188H159ZM164 189L162 190L161 189ZM189 187V190H188ZM194 187V188H193ZM202 187V188H201ZM215 187V189H214ZM221 187V188H220ZM17 188V189H16ZM92 188V189H91ZM125 189V192L122 190ZM171 188V190L169 189ZM196 188V190H195ZM247 188V189H246ZM251 190H250V189ZM36 189V190H35ZM65 189V190H63ZM78 191H77V190ZM96 189V190H95ZM129 191H128V190ZM145 189V192L143 191ZM150 189V190H149ZM169 189V190H168ZM184 189V190H183ZM193 189V190H192ZM213 189V190H212ZM220 189V190H219ZM249 189V191H248ZM15 190V192H14ZM51 190V191H50ZM87 190V191H86ZM100 190V191H99ZM154 190V191H153ZM186 190V191H185ZM191 190V191H190ZM199 190V191H198ZM225 190V191H224ZM230 190V191H229ZM39 191V192H38ZM50 191V192H49ZM70 191V192H69ZM98 191V192H97ZM142 191V192H141ZM149 191V194H148ZM159 191V192H158ZM193 191V192H192ZM205 192V194L203 192ZM208 191V192H206ZM19 192V193H18ZM37 192V193H35ZM41 192V194H40ZM45 192V193H44ZM55 192V193H54ZM57 192V193H56ZM63 194H62V193ZM78 192V193H77ZM95 192L97 195H95ZM123 192V194H122ZM127 192V193H126ZM132 192V193H131ZM139 194H138V193ZM157 192L160 198L156 199L154 193ZM162 192V193H160ZM197 192V193H196ZM201 195H199L200 193ZM211 192V193H210ZM213 192V193H212ZM218 192L226 197V201H215L214 193ZM223 192V193H222ZM229 192V193H228ZM236 192V193H235ZM251 192V193H250ZM31 193V194H30ZM49 193V194H48ZM54 193V194H53ZM119 193V194H118ZM143 193V194H141ZM146 193V195H145ZM168 193V194H167ZM193 196H192V194ZM203 193V194H202ZM207 193V194H206ZM254 193V194H253ZM35 194V195H34ZM47 194V195H46ZM51 194V195H50ZM53 194V195H52ZM79 194V196H78ZM99 194V195H98ZM116 194V195H115ZM125 194V195H124ZM152 194V195H151ZM169 194L171 197H168ZM184 194V196H183ZM197 194V196H196ZM212 196H211V195ZM227 194V195H226ZM233 194V196H232ZM25 195V196H24ZM37 195V196H36ZM44 195V196H43ZM50 198H49V196ZM55 195V196H54ZM73 195V196H72ZM187 195L189 197H187ZM199 195V196H198ZM208 195V196H207ZM238 195V197H237ZM249 195V196H248ZM54 198H53V197ZM71 196V197H70ZM75 196V197H74ZM117 196V197H115ZM124 196V197H121ZM137 196V197H136ZM146 196V198H144ZM148 196V197H147ZM167 196V197H166ZM181 196V197H180ZM183 196V197H182ZM205 196V197H204ZM230 198H229V197ZM232 196V197H231ZM235 196V197H234ZM253 198H250L252 197ZM35 197V199L33 198ZM41 197V198H40ZM44 197V198H43ZM53 199H52V198ZM65 199H64V198ZM88 199H87V198ZM92 197V198H91ZM96 197V198H94ZM103 197V199H102ZM112 199H110V198ZM127 197V198H126ZM133 197V198H132ZM192 197V198H191ZM194 197V198H193ZM200 197V198H198ZM203 197V198H202ZM208 197V198H207ZM237 197V198H236ZM3 198V199H2ZM49 198V199H48ZM72 198V199H71ZM80 198V199H79ZM83 198V199H82ZM85 198V199H84ZM98 198V199H97ZM119 198V199H118ZM126 198V199H125ZM164 198V199H162ZM169 198V199H168ZM176 198H179L176 202ZM203 200H202V199ZM232 198V199H231ZM236 198V199H233ZM10 199V200H9ZM26 199V200H25ZM51 199V200H50ZM56 199V200H55ZM59 199V200H58ZM67 199V200H66ZM92 199V200H91ZM95 203L93 202L94 200ZM174 199V200H171ZM206 199V201H204ZM230 199V200H228ZM240 199V201H239ZM14 202H13V201ZM19 200V201H18ZM51 203H50V201ZM84 200V201H82ZM102 200V201H101ZM104 200V201H103ZM107 200V201H106ZM123 200H126L125 202ZM129 200V201H127ZM145 200V201H144ZM159 200V201H158ZM163 200V201H162ZM186 200V201H185ZM198 200V201H197ZM202 200V201H201ZM212 200V201H211ZM246 200V202H245ZM16 201V202H15ZM46 201V202H45ZM48 201V202H47ZM55 201V202H54ZM79 201V202H78ZM82 201V202H81ZM89 201V202H88ZM93 205H92V203ZM98 201V202H97ZM118 201V202H117ZM135 201V202H133ZM137 201V202H136ZM147 201V202H146ZM154 201V202H153ZM156 201V202H155ZM169 201V204L167 203ZM188 201V202H187ZM201 201V202H199ZM214 201V202H213ZM229 201V202H228ZM233 205H232V203ZM234 201L236 203H234ZM10 202V203H8ZM22 202V203H21ZM37 202V203H36ZM68 202V203H67ZM78 202V204H76ZM88 202V203H87ZM98 204H97V203ZM124 202V203H122ZM127 202V203H126ZM131 202V203H130ZM133 202V203H132ZM140 202V203H139ZM144 202V203H143ZM163 204H162V203ZM186 202V203H185ZM196 202V203H195ZM216 202V203H215ZM245 202V203H244ZM30 203V204H29ZM45 203V204H44ZM55 205H54V204ZM57 203V205H56ZM65 203V204H64ZM75 203V204H74ZM83 203V204H82ZM117 203L119 205H117ZM139 203V204H138ZM154 203V204H153ZM156 203V205H155ZM175 206L173 207V205ZM205 203V204H204ZM224 203V204H222ZM229 203V205H227ZM9 204V205H8ZM13 204V205H12ZM16 204V205H15ZM25 204V205H24ZM36 204V205H35ZM49 204V206H48ZM60 204V205H59ZM80 204V205H79ZM82 204V205H81ZM91 204V205H90ZM143 204V205H142ZM152 204V206H151ZM179 208V205H181ZM187 204V205H186ZM189 204V205H188ZM202 204V205H201ZM212 204V205H211ZM43 205V206H42ZM46 205V206H44ZM95 205V207H94ZM97 205V206H96ZM117 205V206H116ZM135 205V207L131 206ZM160 207H157V206ZM164 205V206H162ZM177 205V206H176ZM196 207H195V206ZM210 205V206H209ZM217 205V206H216ZM227 205V207H226ZM245 206V208L243 207ZM10 206V207H9ZM17 206V207H16ZM27 206V207H26ZM55 206V207H54ZM80 206V207H79ZM85 206V207H84ZM100 206V208H98ZM122 206V208H121ZM127 206V207H126ZM144 207L140 209L141 207ZM149 206V208H148ZM156 206V207H155ZM204 206H208L207 208ZM221 206V208H220ZM232 206V207H231ZM16 207V208H15ZM21 209H20V208ZM23 207V209H22ZM47 207V208H46ZM71 207V208H70ZM124 207V208H123ZM155 207V208H154ZM166 209H165V208ZM168 207V209H167ZM177 207V208H176ZM198 207V208H197ZM204 207V208H203ZM217 207V208H216ZM243 207V208H242ZM11 208V209H10ZM26 208V209H25ZM58 208V209H57ZM85 208V209H84ZM88 208V209H87ZM117 208V209H116ZM128 208V209H127ZM137 209L136 213L134 209ZM152 208V210H151ZM223 208V210H222ZM225 208V209H224ZM227 208V209H226ZM232 212H231V210ZM248 208V209H246ZM5 209V210H3ZM60 209V211H59ZM64 209V210H63ZM81 209L83 211H81ZM90 209V211H89ZM116 209V210H115ZM130 209V210H129ZM165 209V210H164ZM170 209V210H169ZM180 209V210H179ZM195 209V210H194ZM201 209V210H200ZM245 209V210H244ZM9 210V211H8ZM12 210V211H11ZM21 210V211H20ZM31 210V211H30ZM46 210V211H45ZM129 210V211H128ZM146 210V211H145ZM156 210V211H154ZM203 210V211H202ZM205 210V211H204ZM209 210V211H208ZM213 210V211H212ZM225 210V213H224ZM28 211V212H27ZM42 213H41V212ZM50 211V212H49ZM63 211V212H62ZM65 211V212H64ZM69 211V212H68ZM85 211V212H84ZM87 211V212H86ZM120 211V212H119ZM132 211V212H131ZM145 214H144V212ZM154 211V212H153ZM189 211V212H188ZM195 211V212H194ZM221 211V212H218ZM229 211V214H228ZM249 211V212H248ZM9 212V213H8ZM13 212V213H12ZM20 212V213H19ZM24 212V213H23ZM75 212V213H74ZM81 212V213H80ZM84 212V214H83ZM119 212V213H118ZM124 212L126 215L124 217ZM134 212V214H133ZM152 212V213H151ZM200 212V213H199ZM203 212V213H202ZM208 214H207V213ZM248 215H247V213ZM2 213V214H1ZM27 213V214H26ZM34 213V214H33ZM53 213V214H52ZM63 213V214H62ZM66 213V214H65ZM115 213V214H114ZM124 213V214H122ZM150 213V214H149ZM159 213V214H157ZM202 213V214H201ZM214 213V214H213ZM218 213V214H216ZM242 213V214H241ZM17 214V215H15ZM24 214V215H23ZM44 214V215H43ZM49 214V215H48ZM68 214V215H67ZM77 214L76 216H74ZM83 217H81V215ZM99 214V215H98ZM114 214V215H113ZM118 214V215H117ZM121 214V215H120ZM133 214V215H131ZM136 214V215H135ZM151 215L148 221L150 228L145 226L142 229H133V220L130 218L142 215ZM165 214V215H164ZM206 214V215H205ZM224 216H223V215ZM14 215V216H13ZM39 215V216H38ZM67 218H64L63 216ZM69 215H72L69 217ZM79 215V216H78ZM116 215V216H115ZM154 215V216H153ZM220 215V216H219ZM29 216V217H28ZM33 216V218H32ZM43 216V217H42ZM106 218H102V217ZM115 216V217H114ZM153 216V217H152ZM182 216V217H181ZM195 216V217H194ZM201 216V217H200ZM204 216V217H203ZM219 216V217H218ZM234 216V217H233ZM249 216V217H248ZM251 216V217H250ZM11 217V218H10ZM21 217V218H20ZM23 217V218H22ZM26 219H25V218ZM77 217V218H76ZM113 217V218H112ZM125 219H123V218ZM180 217V218H179ZM185 217V218H184ZM190 217V219H188ZM207 217V218H206ZM215 217V218H214ZM49 218V219H48ZM59 218V219H58ZM70 218V220H69ZM83 218V219H82ZM108 218V219H107ZM116 218V220H115ZM127 218V219H126ZM144 218V217H142ZM161 218V219H157ZM210 218V221H209ZM9 219V220H8ZM20 219V220H19ZM63 219V222L62 220ZM73 219V225L71 224ZM75 219L77 220L75 222ZM102 219V222H101ZM104 219V220H103ZM107 219V220H106ZM122 219V220H121ZM129 219V221H128ZM157 219V220H155ZM163 219V220H162ZM183 219V220H182ZM185 219V220H184ZM187 219V220H186ZM203 219V220H202ZM223 219V220H222ZM231 219V220H228ZM8 220V221H7ZM25 220L31 221L27 223ZM34 220V221H33ZM42 220V222H41ZM52 220V221H51ZM58 220V221H57ZM60 220V221H59ZM69 220V221H67ZM110 220V221H109ZM119 220V221H118ZM124 222V223H122ZM191 220V221H190ZM195 220V221H194ZM199 220V221H198ZM207 222H206V221ZM215 220V221H214ZM7 221V222H6ZM49 221V222H48ZM65 221V222H64ZM79 221V222H78ZM114 221L116 223H114ZM152 221V224L149 223ZM155 221V222H154ZM209 221V222H208ZM217 221V222H216ZM9 222V223H8ZM46 222V223H45ZM48 222V223H47ZM51 222V223H50ZM70 222V224H69ZM100 224H99V223ZM104 222V224H103ZM119 222V223H118ZM157 222V225H156ZM161 222V223H160ZM171 222V223H170ZM191 222V223H190ZM202 222V223H201ZM8 223V224H6ZM20 223V224H19ZM42 223V224H41ZM66 223V224H63ZM75 223V224H74ZM77 223V227H76ZM79 223V224H78ZM81 223V225H80ZM98 223V224H96ZM107 223V225H106ZM118 223V224H117ZM180 225H179V224ZM194 223V224H193ZM197 225H196V224ZM206 223V224H204ZM225 223V224H224ZM235 223V224H233ZM6 224V225H5ZM19 224V225H18ZM29 224V225H28ZM48 224V225H47ZM50 224V225H49ZM109 224V225H108ZM113 224V225H112ZM120 224V225H119ZM124 224V225H121ZM127 224V228H126ZM130 224V225H129ZM168 224V225H167ZM171 224V225H170ZM174 224V225H173ZM186 224V225H185ZM193 224V225H191ZM210 224V225H207ZM217 224V225H215ZM227 224V225H226ZM230 224V225H229ZM54 225V226H53ZM61 225H64V229ZM70 225V226H69ZM97 225V226H96ZM104 225V227H103ZM112 225V227H111ZM116 227H113L115 226ZM118 225V226H117ZM179 225V226H178ZM183 225V226H182ZM195 225V226H194ZM203 225V227H202ZM207 225V228H205ZM219 225V226H218ZM233 227H232V226ZM240 225V226H239ZM13 226V227H12ZM20 226V229H19ZM45 228H44V227ZM60 226V227H57ZM69 226V227H68ZM79 226V227H78ZM85 226V227H84ZM106 226V227H105ZM110 226V227H108ZM123 226V227H122ZM132 228H131V227ZM157 231H156V228ZM160 226V227H159ZM165 226V227H162ZM170 228H169V227ZM175 226V227H174ZM182 226V227H181ZM185 226H188L187 228ZM196 227V230H194ZM199 226V228H197ZM225 226V227H224ZM254 226V227H253ZM4 227V228H3ZM8 227V228H7ZM49 227V228H48ZM52 227V228H51ZM55 227V228H54ZM66 227L68 229H66ZM76 227V228H73ZM97 227V228H96ZM101 227V228H100ZM118 227V230H117ZM126 229H125V228ZM154 227V228H152ZM159 227V229H158ZM192 227V228H191ZM223 227V228H222ZM227 227V230H226ZM230 227V228H228ZM42 228V229H41ZM57 228V230H56ZM59 228V229H58ZM72 228V230H71ZM96 228V230H95ZM112 228V229H111ZM131 228V230H130ZM148 228V229H147ZM152 228V229H151ZM162 228V230H161ZM169 228V229H168ZM176 228V229H175ZM183 231H181V229ZM191 228V229H190ZM218 228V229H217ZM235 230H234V229ZM41 229V230H40ZM43 229L46 231H43ZM55 229V231H54ZM62 229V230H61ZM108 229V230H107ZM125 229V231H124ZM148 232L152 231L150 234ZM199 229V230H198ZM208 229V230H207ZM215 229L217 232H215ZM221 229V230H220ZM229 229V230H228ZM72 232V234L69 233ZM75 230V232H74ZM87 230V231H86ZM111 230V231H110ZM122 230V232H121ZM168 230V231H167ZM171 230V231H170ZM176 230V231H175ZM179 230V232H178ZM187 230V231H186ZM194 230V232H193ZM198 230V231H197ZM213 230V231H212ZM232 230V231H231ZM234 230V231H233ZM239 232H238V231ZM260 230V233H259ZM16 231V232H15ZM39 233H38V232ZM67 231V232H65ZM77 231V232H76ZM119 231V232H118ZM132 231V232H131ZM136 231V232H134ZM138 231H140L139 234ZM144 231V232H142ZM156 231V232H155ZM175 231V232H174ZM201 231V232H200ZM262 231V232H261ZM45 232L46 234L42 233ZM49 232V234H47ZM54 232V233H53ZM74 232V233H73ZM110 232V233H109ZM130 232V233H129ZM158 232V233H157ZM200 232V233H199ZM213 232V233H212ZM234 232V233H232ZM237 232V233H236ZM33 233V234H34ZM126 233V234H125ZM143 233V234H142ZM145 233V234H144ZM174 233V234H173ZM178 233V237L176 236ZM183 233V236H182ZM192 233V235H191ZM194 233V234H193ZM226 233V234H225ZM228 233V234H227ZM233 235H232V234ZM236 233V234H235ZM258 233L260 235H258ZM41 234V235H40ZM67 234V235H66ZM74 234V235H73ZM79 236H78V235ZM108 234V235H107ZM118 234V237L116 236ZM131 234V235H130ZM139 234V235H138ZM166 234V235H165ZM181 234V235H179ZM187 234V236H185ZM199 234V235H198ZM210 234V235H209ZM212 234L214 235L212 237ZM237 237H235V235ZM256 234V235H255ZM66 238H64L65 236ZM83 237H82V236ZM104 235V236H103ZM138 235V236H136ZM157 235V236H156ZM175 235V236H174ZM206 235V236H205ZM228 235V236H227ZM239 235V236H238ZM252 235V237H250ZM254 235V236H253ZM71 236V237H70ZM77 240L74 242V237ZM87 236V237H86ZM116 236V237H115ZM124 236V237H123ZM141 236V237H140ZM149 236V237H148ZM151 236V238H150ZM156 236V237H155ZM160 236H164L163 238ZM177 237V238H173ZM182 236V237H181ZM185 236V237H184ZM194 236V238H192ZM197 236V238H196ZM69 237V238H68ZM85 237V238H84ZM90 237V238H89ZM139 237V238H138ZM146 237V238H144ZM148 237V238H147ZM154 237V238H153ZM169 237V238H168ZM203 237V238H202ZM207 239H206V238ZM215 237V238H214ZM219 237V238H218ZM56 238V239H55ZM73 238L72 240H69ZM83 238L86 240H83ZM100 238V239H99ZM110 238V239H109ZM125 238V239H124ZM141 238V239H140ZM157 238V239H156ZM166 238V239H165ZM182 238V239H181ZM184 238V239H183ZM188 238V239H187ZM226 238V239H224ZM229 238V239H228ZM259 238V239H258ZM39 239V240H38ZM55 239V240H53ZM58 239V241H57ZM62 239L64 242H62ZM67 239V240H66ZM82 239V240H81ZM128 239V240H127ZM153 239V240H152ZM156 241H155V240ZM170 239V240H169ZM174 239V240H173ZM180 239V240H178ZM186 239V241H185ZM190 239V241H189ZM192 239V240H191ZM206 239V240H205ZM232 239V240H231ZM34 240H37L36 244ZM53 242H52V241ZM81 240V241H79ZM122 240V241H121ZM139 240V241H138ZM142 240V241H141ZM145 240V241H144ZM152 240V241H151ZM168 241L167 243L165 241ZM176 240V241H175ZM198 240L199 243H198ZM203 240V241H202ZM221 240V241H220ZM262 240V242H261ZM33 241V242H32ZM61 241V242H60ZM72 243H70V242ZM74 247L71 246L73 245ZM95 244H94V242ZM130 241V242H129ZM173 243H172V242ZM182 241V243H180ZM184 241V242H183ZM189 241V242H188ZM206 241V242H205ZM225 241V242H224ZM231 241V242H230ZM234 241V242H233ZM47 244H46V243ZM51 242V243H49ZM82 242V244H81ZM92 242V243H91ZM107 242V243H106ZM119 242V243H118ZM144 242V243H143ZM155 242V243H154ZM171 242V243H170ZM176 242V244L174 243ZM187 242V243H186ZM193 242V243H192ZM201 242V243H200ZM210 242V243H209ZM223 244H222V243ZM238 242V243H237ZM240 242V243H239ZM41 243V244H39ZM55 243L57 245H55ZM71 245H70V244ZM80 243V244H79ZM112 243V244H111ZM114 243V244H113ZM117 243V244H116ZM137 243V245H136ZM142 243V244H141ZM147 243V244H146ZM157 243V244H156ZM167 245H165V244ZM186 243V244H185ZM195 243V245H194ZM221 243V244H220ZM248 243V244H247ZM251 243V244H250ZM254 243L258 244L255 247ZM34 244V245H33ZM50 245V247L48 246ZM59 244V245H58ZM62 244V246H61ZM65 244L67 246H65ZM79 244V246L77 245ZM93 244V245H92ZM159 244V245H158ZM167 246L165 249H158L160 246ZM175 244V245H173ZM180 244V245H179ZM193 244V246H191ZM216 247H214V245ZM219 244V245H218ZM253 244V245H252ZM30 245V247H29ZM33 247H32V246ZM41 245V246H40ZM114 245V246H113ZM123 245V246H122ZM129 245V246H128ZM144 247H143V246ZM198 245V247H197ZM202 245V246H201ZM207 245V246H206ZM213 245V246H212ZM221 245V246H220ZM232 245V247H230ZM249 245V246H248ZM46 246V247H45ZM53 246V247H52ZM56 246V247H54ZM58 246V248H57ZM61 246V247H60ZM65 246V247H64ZM78 246V247H77ZM95 246V247H94ZM104 246V247H103ZM106 246V247H105ZM110 246V247H109ZM112 246V247H111ZM185 246V247H184ZM188 246V247H187ZM8 255L3 257L0 254V264H13L22 253L10 246ZM45 247V248H44ZM117 249H116V248ZM120 247V248H119ZM129 247V248H128ZM138 247V248H137ZM171 247V248H170ZM181 250H180V248ZM220 247V248H219ZM249 247V248H248ZM253 247V248H252ZM33 248L38 249V251ZM41 248V249H40ZM49 250L47 251L46 249ZM60 251H56V249ZM77 248V249H76ZM84 248V249H83ZM90 248V249H89ZM108 248V249H107ZM112 248V249H111ZM115 248V249H114ZM119 248V249H118ZM122 248V249H121ZM126 248V249H124ZM133 248V249H132ZM147 250H146V249ZM152 248V249H151ZM183 248V249H182ZM190 248V250H189ZM209 248V249H208ZM219 248V250H218ZM225 248V249H224ZM234 248V249H233ZM244 248V249H243ZM250 248H252L250 250ZM35 254L33 255L31 253ZM51 249H55L51 250ZM67 249V250H66ZM81 249V250H80ZM106 251H105V250ZM129 249V250H128ZM170 251H169V250ZM193 251H192V250ZM228 249V250H227ZM231 249V250H230ZM233 249V250H232ZM236 249V250H235ZM261 249L263 252H261ZM13 250V251H12ZM17 250L19 255L17 254ZM40 250V251H39ZM65 250V251H64ZM83 250V251H82ZM94 250V251H93ZM122 250V251H121ZM126 250V251H125ZM139 250V251H138ZM160 250V251H159ZM178 250V251H177ZM196 250V251H195ZM201 250V251H200ZM222 250V252H220ZM225 250V251H224ZM240 250V251H239ZM243 250V251H242ZM246 250V251H245ZM254 250V251H253ZM15 251V252H14ZM24 251V252H25ZM29 251V254H28ZM43 251V252H42ZM45 251V252H44ZM51 251V252H50ZM53 251V252H52ZM129 251V252H127ZM158 251V253H157ZM176 251V252H175ZM188 251V253H187ZM198 251V252H197ZM210 251V252H208ZM217 253H215V252ZM229 251V252H227ZM232 251V252H231ZM22 252V251H21ZM47 252V253H46ZM57 252H60L59 254ZM62 252H65L63 254ZM84 252V253H81ZM100 252V253H99ZM102 252V253H101ZM106 252V253H105ZM126 252V253H125ZM138 252V253H137ZM139 252L141 253L139 255ZM150 252V254H149ZM161 252V253H160ZM194 252V253H193ZM202 252V253H201ZM243 252V253H242ZM248 252V253H247ZM254 252V253H253ZM260 252V254H259ZM12 253H14L12 255ZM44 253V254H43ZM51 253V254H50ZM94 253H96L94 255ZM124 253V254H123ZM164 253V254H163ZM173 253V255H172ZM175 253V255H174ZM193 253V254H192ZM229 253V254H228ZM235 253V254H234ZM245 253V254H244ZM38 254V255H37ZM42 254V255H41ZM58 254V255H57ZM104 254V255H103ZM120 254V255H119ZM135 254V255H134ZM138 254V255H137ZM159 254V256H158ZM180 254V255H179ZM195 254V255H194ZM216 254V255H215ZM259 254V255H258ZM5 255L7 257H5ZM18 257H17V256ZM47 255V256H45ZM55 255V256H54ZM81 255V256H80ZM93 255V256H92ZM112 255V256H111ZM125 255V256H123ZM148 255V256H147ZM169 255V256H168ZM186 255V256H185ZM223 255V257H222ZM228 255V256H227ZM251 255V256H250ZM14 256V257H13ZM42 256V258H41ZM45 256V257H44ZM50 256V257H49ZM59 256V257H58ZM66 256V257H65ZM70 256V258H69ZM76 256V257H75ZM138 256V258H137ZM153 256V257H152ZM158 258H157V257ZM168 256V257H167ZM174 256V257H173ZM237 256V257H236ZM239 256V258H238ZM246 256V257H245ZM261 256V257H260ZM15 260H13L12 258ZM48 257V258H46ZM81 257V258H80ZM142 257V258H141ZM150 259H149V258ZM164 257V259H163ZM166 257V258H165ZM194 259H193V258ZM217 257V258H216ZM245 259H244V258ZM255 257V258H254ZM2 258V259H1ZM8 258V260L5 259ZM11 260L9 261V259ZM27 258V260H26ZM29 258V259H28ZM46 258V259H45ZM50 258V259H49ZM79 258V259H78ZM99 258V259H98ZM137 258V259H136ZM146 258V259H144ZM170 258V259H169ZM177 258V259H176ZM181 258V259H180ZM201 258V259H200ZM222 258V259H221ZM252 258V259H250ZM254 258V259H253ZM69 259V260H68ZM160 259V260H159ZM167 259V260H166ZM180 259V260H179ZM238 259V260H237ZM2 260V261H1ZM76 260V262H75ZM81 260V261H80ZM92 260V262H90ZM106 260V261H105ZM118 260V261H117ZM141 260V261H140ZM150 263H149V261ZM191 260V262H190ZM200 262H198V261ZM215 260V261H214ZM248 260V262H246ZM261 260V261H260ZM5 261V262H4ZM9 261V262H8ZM13 261V262H12ZM38 261V262H37ZM40 261V262H39ZM58 263H57V262ZM78 261V262H77ZM80 261V262H79ZM86 261V262H85ZM108 261V262H107ZM148 261V262H147ZM194 261V262H193ZM196 261V262H195ZM210 261V262H209ZM218 261V263H217ZM222 261V262H221ZM253 261V262H252ZM258 261V262H257ZM52 262V263H51ZM89 262V263H88ZM94 262V263H93ZM100 262V263H99ZM118 262V263H117ZM147 262V263H146ZM155 262V263H154ZM168 262V263H167ZM188 262V263H187ZM214 262V263H213ZM231 262V263H230Z\"/></svg>",
  "mask_w": 264,
  "mask_h": 264
},
{
  "label": "bare ground",
  "instance_id": "bare-ground-1",
  "mask_svg": "<svg viewBox=\"0 0 264 264\" xmlns=\"http://www.w3.org/2000/svg\"><path fill=\"white\" fill-rule=\"evenodd\" d=\"M15 1V0H14ZM52 1V0H51ZM62 1V0H61ZM90 1V0H89ZM106 0H104V2H105ZM130 1V0H129ZM128 1V2H129ZM148 1V0H147ZM159 1V0H158ZM169 1V0H168ZM26 2V1H25ZM98 2V1H97ZM112 2H114L115 3V1H112ZM112 2H109L110 4L112 3ZM116 2H117V0H116ZM123 2V1H122ZM131 2V1H130ZM137 2V1H136ZM153 2V1H152ZM167 4H169L167 1H165ZM171 2V1H170ZM181 2H183V1H181ZM185 2H186V0H185ZM196 2V1H195ZM200 2V1H199ZM261 2V1H260ZM36 3V2H35ZM40 3V2H39ZM43 3V2H42ZM41 3V4H42ZM52 3V2H51ZM56 3V2H55ZM54 3V4H55ZM89 3V2H88ZM91 3V2H90ZM102 3V2H101ZM106 3V2H105ZM113 3V4H114ZM117 3H120L119 1L117 2ZM127 3V2H126ZM134 3V2H133ZM173 3H175L174 1H173ZM178 3H179V1H178ZM184 3V2H183ZM189 3V2H188ZM198 3V2H197ZM14 4V3H13ZM27 3H25V5H26ZM40 4V6H42ZM45 4V3H44ZM86 4H87V2H86ZM116 4V3H115ZM125 4V3H124ZM138 4H139V2H138ZM141 4H143V3H141ZM140 4V5H141ZM144 4H147V2H145ZM143 4V5H144ZM149 4V3H148ZM147 4V5H148ZM152 3H150V5H151ZM154 4H155V2H154ZM157 4V3H156ZM172 4V3H171ZM185 4V3H184ZM202 4H203V1H202ZM264 4V3H263ZM16 5V4H15ZM14 5V6H15ZM20 5H22V4H20ZM24 5V4H23ZM24 5V6H25ZM35 5V4H34ZM33 5V6H34ZM49 5H51V4H49ZM53 5V4H52ZM56 5V4H55ZM101 5H103V4H101ZM105 5V4H104ZM107 5H108V3H107ZM106 5V6H107ZM112 5V4H111ZM164 5V4H163ZM176 5V4H175ZM174 5V6H175ZM181 5V4H180ZM183 5V4H182ZM181 5V6H182ZM5 6V5H4ZM12 6V5H11ZM10 6V7H11ZM17 6V5H16ZM82 6V3H81V1H79V0H64L63 2H62V4H61V7H62V9H64L66 12H68V11H76V10H79L80 8H82L81 7ZM84 6V5H83ZM87 6H88V4H87ZM98 6V5H97ZM96 6V8H98ZM100 6V5H99ZM127 6H128V3H127ZM138 6V5H137ZM161 6V5H160ZM250 6H251V8H250ZM19 7V6H18ZM17 7V9H19ZM29 7V6H28ZM35 7V6H34ZM45 7L46 8H48L47 7V5H45ZM44 7V8H45ZM86 7V6H85ZM93 7V6H92ZM100 7H102V6H100ZM121 7V6H120ZM167 7V6H166ZM172 7V6H171ZM190 8H191V6H189ZM198 7H199V5H198ZM201 7H202V5H201ZM204 7H206L205 8V12H206V16L208 17V28H210V29H212V28H214V27H217V29L214 31V32H212L211 33V35H210V39H208V42H207V40H206V44H207V46H205V44H204V46L205 47H207V54L208 53H210V60L207 62V64H206V66L202 69V68H199L198 70H197V72H198V75L196 76V78L197 79H195V80H197L196 81V83H191L189 86H188V89H187V91H181L182 90V84L181 83H178L179 85L178 86H175L174 88H175V92H176V104H175V106L173 105V107H171V110L170 109H168L167 107V109H166V114L169 116V117H171L172 116V113H174V112H176V110L177 109H180V108H182V110H185V111H188L189 113H191L190 111H192V110H196V114H197V110H202V112H204V111H207V113H209L210 112V115L209 116H207V117H205V118H203L202 119V121L200 122V126L201 127H204V128H206L207 130H205V129H203L204 130V132L206 131H208V130H210V133H211V137H218V135L220 134L219 132L221 131V130H229L230 131V133H229V135H232V141L234 140H239L238 138H242V140H243V137H241V135H245V137H247V136H249L250 134H255L256 132H257V129H263L264 128V122H255L254 121V118H253V120L252 119H245V118H239V117H234L233 119H229V120H227V118L226 119H224L225 117H224V114H223V119H220V118H222V117H218V115H220L221 113L220 112H218V111H221L222 110V108H224V107H222V105L223 104H225L224 103V101L225 100H227V96H231V97H237V95H238V93L239 92H241L242 91V93H248L249 95L250 94H254V93H258V92H261L262 94H264V73L262 72V71H264L263 70V63H264V61H263V57H264V54H263V50L262 51H260V46H261V44H263L262 43V41H263V39H264V8L263 9H261V7H260V5H259V3H258V0H205V6ZM203 7V8H204ZM1 8H2V6H1ZM0 8V9H1ZM14 8V7H13ZM37 8V7H36ZM126 8V7H125ZM163 8V7H162ZM177 8V7H176ZM185 8V7H184ZM202 8V9H203ZM16 9V8H15ZM28 9H30V8H28ZM39 9V8H38ZM99 9V8H98ZM107 9V8H106ZM123 9V8H122ZM144 9H145V7H144ZM152 9V8H151ZM150 9V10H151ZM161 9V8H160ZM170 9V8H169ZM178 9V8H177ZM3 10H4V8H3ZM2 10V11H3ZM59 10H61V9H59ZM135 10H137V9H135ZM147 10V9H146ZM164 10V9H163ZM167 10V9H166ZM192 10V9H191ZM194 10V9H193ZM199 11H200V8L198 9ZM1 11V10H0ZM1 11V12H2ZM23 11H24V9H23ZM82 11H83V9H82ZM121 11V10H120ZM125 11V10H124ZM130 11V10H129ZM141 11V10H140ZM174 11V10H173ZM178 11V10H177ZM189 11V10H188ZM201 11H203V10H201ZM64 12V11H63ZM109 12V11H108ZM108 12H107V14L106 15H108ZM110 12H111V10H110ZM109 12V13H110ZM114 12V11H113ZM122 12V11H121ZM170 12V11H169ZM168 12V13H169ZM193 12V11H192ZM7 13H9V12H7ZM73 13V12H72ZM75 13V12H74ZM81 13V12H80ZM97 13V12H96ZM100 13H102V12H100ZM118 13V12H117ZM143 13H144V11H143ZM149 13V12H148ZM148 13H147V15H148ZM158 13V12H157ZM172 13V12H171ZM190 13V12H189ZM195 13V12H194ZM204 13V12H203ZM31 14V13H30ZM44 14V13H43ZM79 14V13H78ZM134 14V13H133ZM142 14V13H141ZM153 14V13H152ZM185 14V13H184ZM198 14H200V13H198ZM5 15V14H4ZM13 15H15V16H17V18L16 19H18L19 18V15H18V13H13ZM26 15V14H25ZM33 15V14H32ZM75 15V14H74ZM84 15V14H83ZM94 15V14H93ZM97 15H98V13H97ZM100 15V14H99ZM111 15V14H110ZM119 15V14H118ZM146 15V14H145ZM155 15V14H154ZM157 15V14H156ZM22 16V15H21ZM29 16V15H28ZM67 16V15H66ZM117 16V15H116ZM124 16V15H123ZM150 16V15H149ZM179 16V15H178ZM183 16V15H182ZM202 16V15H201ZM70 17H72L71 16V13H70ZM79 17V16H78ZM86 16H84V18H85ZM88 17V16H87ZM107 17V16H106ZM120 17V16H119ZM118 17V19H120ZM137 17H139V16H137ZM151 17V16H150ZM154 17V16H153ZM159 17V16H158ZM174 17H176V16H174ZM192 17V16H191ZM26 18V17H25ZM50 18V17H49ZM73 18V17H72ZM136 18V17H135ZM141 18H142V16H141ZM202 18V17H201ZM246 18V19H245ZM3 19V18H2ZM22 19H24V18H22ZM75 19V18H74ZM92 19V18H91ZM97 19V18H96ZM106 19V18H105ZM117 19V18H116ZM143 20H145L144 18H142ZM153 19V18H152ZM160 19V18H159ZM167 19V18H166ZM177 19V18H176ZM205 19H206V17H205ZM242 19V21H240ZM7 20V19H6ZM72 20V19H71ZM95 20V19H94ZM102 20V19H101ZM100 20V21H101ZM134 20V19H133ZM184 20H185V16H184ZM187 20V19H186ZM191 20H192V18H191ZM191 20H190V22H191ZM194 20V19H193ZM1 21V20H0ZM5 21V20H4ZM8 21V20H7ZM16 21V20H15ZM26 21V20H25ZM24 21V22H25ZM28 21V20H27ZM64 21H65V19H64ZM69 21V20H68ZM121 21V20H120ZM119 21V22H120ZM140 21V20H139ZM146 21V20H145ZM151 21H153V20H151ZM161 21V20H160ZM159 21V22H160ZM164 21V20H163ZM166 21H169V20H166ZM180 21V20H179ZM179 21H177L176 23H180ZM203 21V20H202ZM18 22V21H17ZM21 22H22V20H21ZM46 22V21H45ZM44 22V23H45ZM76 22V21H75ZM86 22V21H85ZM89 22V21H88ZM94 22V21H93ZM106 22V21H105ZM125 22V21H124ZM170 22H172V21H170ZM175 22V21H174ZM189 22V21H188ZM206 22V21H205ZM2 23H4V22H2ZM29 23V22H28ZM98 23V22H97ZM104 23V22H103ZM103 23H101V24H103ZM135 23V22H134ZM141 23V22H140ZM146 23H147V21H146ZM169 23V22H168ZM173 23V22H172ZM172 23H170V24H172ZM192 23V22H191ZM198 23V22H197ZM203 23V22H202ZM14 24H15V22H14ZM19 24V23H18ZM38 24V22L36 23V25ZM55 24V23H54ZM108 24V23H107ZM121 24V23H120ZM138 25H139V23H137ZM152 24V23H151ZM165 24V23H164ZM181 24V23H180ZM199 24V23H198ZM205 24V23H204ZM26 25V24H25ZM24 25V26H25ZM28 25V24H27ZM67 25H68V23H67ZM82 25H84V24H82ZM91 25V24H90ZM95 25V24H94ZM100 25V24H99ZM124 25V24H123ZM144 25V24H143ZM142 25V26H143ZM152 25H154V24H152ZM151 25V26H152ZM160 25H162V24H160ZM173 25V24H172ZM177 25V24H176ZM186 25V24H185ZM200 25V24H199ZM207 25V24H206ZM205 25V26H206ZM1 26V25H0ZM2 26H4V25H2ZM17 26H20V25H17ZM29 26V25H28ZM38 26V25H37ZM73 26H75V25H73ZM85 26V25H84ZM97 26V25H96ZM126 26V25H125ZM150 26V25H149ZM156 26H157V24H156ZM159 26V25H158ZM157 26V27H158ZM167 26H169V25H162V26H160L161 28L160 29H164V28H166ZM179 25H177L176 27H178ZM189 26V25H188ZM187 26V27H188ZM191 26V25H190ZM201 26V25H200ZM27 27V26H26ZM36 27V26H35ZM34 27V28H35ZM46 27H48V26H46ZM54 27V26H53ZM65 27V26H64ZM67 27V26H66ZM76 27V26H75ZM86 27V26H85ZM100 27V26H99ZM103 27V26H102ZM106 27V26H105ZM114 27V26H113ZM172 27H174V26H172ZM185 27V26H184ZM197 27H198V25H197ZM6 28L7 27H5V29H4V31L2 30V34H4V35H6V37H7V39H9V40H11V42L14 40H17V41H19V39L20 38H23V36H24V34H25V32L23 31V30H19V31H12V30H10L9 28V30L7 29L6 30ZM30 29H31V27H29ZM29 28H27L28 29V31L30 30ZM41 29L40 30H42V31H44L43 29H42V27H40ZM43 28H44V26H43ZM58 28V27H57ZM90 28V27H89ZM96 28H98V27H96ZM109 28V27H108ZM111 28V27H110ZM123 28V27H122ZM141 28V27H140ZM146 28V27H145ZM149 28V27H148ZM147 28V29H148ZM152 28V27H151ZM150 28V29H151ZM153 28H156V27H153ZM170 29H171V26L169 27ZM189 28V27H188ZM192 28H193V26H192ZM191 28V29H192ZM26 29V28H25ZM80 29H81V27H80ZM105 29V28H104ZM125 29V28H124ZM133 29V28H132ZM138 29V28H137ZM158 29V28H157ZM175 29V28H174ZM176 29H178V28H176ZM187 29V28H186ZM32 31H33V28L31 29ZM30 30V31H31ZM36 30V29H35ZM38 30V32H39V29H37ZM49 30V29H48ZM53 30V29H52ZM58 30V29H57ZM73 30H74V28H73ZM79 30V29H78ZM77 30V31H78ZM97 30V29H96ZM134 30V29H133ZM139 30V29H138ZM156 30V29H155ZM159 30V29H158ZM173 30V29H172ZM171 30V31H172ZM194 30V29H193ZM205 30V29H204ZM29 31V32H30ZM50 31V30H49ZM53 31H55V30H53ZM72 31V30H71ZM88 31H90V30H88ZM102 32H104L103 30H101ZM101 31H99V33L97 32V33H95V35H93V36H91V38L88 40V43H108V44H110V46L112 45V47L114 46L113 45V43L114 42H112L108 37H106V35H105V33H102ZM135 31V30H134ZM141 31V30H140ZM152 31H153V29H152ZM152 31H150V32H152ZM160 31V30H159ZM158 31V32H159ZM188 31V30H187ZM187 31H186V33H187ZM191 31V30H190ZM206 31V30H205ZM208 31V30H207ZM1 32V31H0ZM73 32V31H72ZM101 32V33H100ZM110 32V31H109ZM114 33H115V31H113ZM119 32V31H118ZM138 32V31H137ZM154 32V31H153ZM194 32V31H193ZM49 33V32H48ZM75 33H77L76 31H75ZM82 33V32H81ZM91 33V32H90ZM107 33V32H106ZM141 33V32H140ZM142 33H144V32H142ZM164 32H162V33H160L159 32V36H160V34H163ZM166 33H168V32H166ZM170 33V32H169ZM191 33V32H190ZM208 33V32H207ZM31 34H33V33H31ZM39 34V33H38ZM67 34H69V33H67ZM84 34V33H83ZM92 34V33H91ZM119 33H117V35H118ZM132 34V33H131ZM146 34V33H145ZM171 34V33H170ZM193 34V33H192ZM192 34H191V36H192ZM202 34V33H201ZM26 35V34H25ZM73 35V34H72ZM71 35V36H72ZM88 35V34H87ZM108 35H109V33H108ZM114 35V34H113ZM123 35H125V34H123ZM122 35V36H123ZM153 35V34H152ZM169 35V34H168ZM209 35V34H208ZM33 36V35H32ZM35 36V35H34ZM33 36V37H34ZM38 36V35H37ZM41 36V35H40ZM59 36V35H58ZM78 36V35H77ZM85 36V35H84ZM115 36V35H114ZM150 37H152L151 35H149ZM156 36H158V34H156ZM158 36V37H159ZM162 36V35H161ZM5 37V38H6ZM80 37V36H79ZM126 37H127V34H126ZM135 37V36H134ZM144 37V36H143ZM146 37H147V35H146ZM155 37V36H154ZM165 37V36H164ZM167 37V36H166ZM165 37V38H166ZM27 38V37H26ZM25 38V39H26ZM68 38V37H67ZM116 38V37H115ZM125 37L123 36V38H121V39H124ZM127 38H129V36L127 37ZM132 38V37H131ZM164 38V39H165ZM185 38H187V36L185 37ZM208 38V37H207ZM206 38V39H207ZM1 39V38H0ZM3 39V38H2ZM1 39V40H2ZM29 39V38H28ZM60 39V38H59ZM69 39V38H68ZM75 39H77V38H75ZM118 39H119V37H118ZM120 39V40H121ZM126 39V38H125ZM139 39V38H138ZM146 39V38H145ZM163 38H161V40H162ZM191 39V38H190ZM24 40V39H23ZM30 40H31V38H30ZM51 40H52V38H51ZM63 40V39H62ZM71 39H69V41H70ZM73 40V39H72ZM109 40V41H108ZM130 40V39H129ZM132 40H133V38H132ZM132 40H131V43H132ZM142 40H144V39H142ZM189 40V39H188ZM200 40V39H199ZM5 41V40H4ZM3 41V42H4ZM22 41V40H21ZM29 41V40H28ZM27 40H26V42H28ZM49 41V40H48ZM61 41V40H60ZM60 41H58V42H60ZM65 41H66V39H65ZM74 42H75V40H73ZM80 41V40H79ZM119 41V40H118ZM124 41V40H123ZM134 41V40H133ZM155 41H157V39L155 40ZM7 41H5V43H6ZM10 42V41H9ZM16 42V41H15ZM24 43H25V41H23ZM64 42V41H63ZM71 42V41H70ZM83 42V41H82ZM135 42H137V40L135 41ZM145 41H143V43H144ZM185 42V41H184ZM202 42V41H201ZM1 43V42H0ZM4 43V44H5ZM8 43V42H7ZM16 43H18V42H16ZM44 43V42H43ZM56 43V42H55ZM61 43H62V41H61ZM66 43H67V41H66ZM73 43V42H72ZM71 43V44H72ZM118 43V42H117ZM124 43V42H123ZM128 43H130V42H128ZM130 43V44H131ZM157 43V42H156ZM186 44H188V42L186 41L185 42ZM191 43V42H190ZM21 44V43H20ZM23 44V43H22ZM21 44V45H22ZM48 44V43H47ZM70 44V43H69ZM76 44V43H75ZM119 44V43H118ZM118 44H116V46H118ZM13 45V44H12ZM18 45V44H17ZM46 45V44H45ZM52 45V44H51ZM60 45V44H59ZM65 45V44H64ZM82 45V44H81ZM86 45V44H85ZM96 45V44H95ZM94 45V46H95ZM125 45V44H124ZM11 46V45H10ZM14 46H16V45H14ZM26 46H28L27 44H26ZM38 46V45H37ZM40 46V45H39ZM61 46L63 47V44H61ZM78 46H79V44H78ZM87 47H88V45H86ZM93 46V47H94ZM121 46H123V44L121 45ZM126 46V45H125ZM157 46V45H156ZM185 46V45H184ZM201 46H203V45H201ZM200 46V47H201ZM21 47H23V45L21 46ZM50 47V46H49ZM60 47V46H59ZM61 47V48H62ZM66 47V46H65ZM72 47H73V45H72ZM71 46H70V48H72ZM75 47V46H74ZM81 47V46H80ZM79 47V48H80ZM84 47V46H83ZM93 47H91V48H93ZM96 47H98V46H96ZM102 47V46H101ZM115 47V46H114ZM124 47V46H123ZM144 47V46H143ZM161 47V46H160ZM159 47V48H160ZM169 47V46H168ZM167 47V48H168ZM171 47V46H170ZM169 47V48H170ZM263 47V46H262ZM26 48V47H25ZM56 48V47H55ZM69 48V49H70ZM90 48V47H89ZM88 48V49H89ZM119 48V47H118ZM125 48V47H124ZM155 48H157V50H158V46L157 47H155ZM154 48V46H153V49H155ZM162 48V47H161ZM165 47L163 46V49H164ZM184 48V47H183ZM186 48H187V46H186ZM204 48V47H203ZM40 49V48H39ZM57 49H59V48H57ZM87 49V48H86ZM95 49V48H94ZM103 49V48H102ZM144 49V48H143ZM171 49V48H170ZM200 49V48H199ZM202 49V48H201ZM1 50V49H0ZM49 50V49H48ZM55 50V49H54ZM60 50V49H59ZM58 50V51H59ZM61 50H63V49H61ZM60 50V51H61ZM68 50V49H67ZM66 50V51H67ZM71 50V49H70ZM73 50L74 51H76L75 50V48H73ZM78 50V49H77ZM84 49H82L81 51H83ZM96 50H97V48H96ZM104 50V49H103ZM107 50V49H106ZM115 50H117V49H115ZM114 49H113V51H115ZM119 50V49H118ZM128 50V49H127ZM167 50V49H166ZM165 50V51H166ZM206 50V49H205ZM205 50H203V51H205ZM10 51H11V49H10ZM25 51V50H24ZM74 51H73V53H74ZM79 51V50H78ZM91 51V50H90ZM93 51V50H92ZM91 51V52H92ZM112 51V52H113ZM121 51V50H120ZM143 51V50H142ZM141 51V52H142ZM155 51V50H154ZM168 51H169V49H168ZM200 51H202V50H200ZM62 52V51H61ZM63 52H64V50H63ZM84 52V51H83ZM82 52V53H83ZM90 52V53H91ZM117 52V51H116ZM144 52V51H143ZM147 52V51H146ZM150 52V51H149ZM153 52V51H152ZM21 53V52H20ZM66 53V52H65ZM81 53V52H80ZM93 53H94V51H93ZM98 53V52H97ZM100 54L102 53V51L101 52H99ZM121 53V52H120ZM151 53V52H150ZM162 53H163V51H162ZM169 53H170V51H169ZM62 54V53H61ZM67 54V53H66ZM70 54V53H69ZM111 54V53H110ZM149 54V53H148ZM155 54V53H154ZM160 54V53H159ZM173 54V53H172ZM199 54V53H198ZM206 54V55H207ZM76 55V54H75ZM80 55H82L83 56V54H80ZM105 55V54H104ZM104 55H103V57H104ZM107 55V54H106ZM145 55V54H144ZM186 55V54H185ZM203 55V54H202ZM53 57H55V55H52ZM69 56V55H68ZM73 56V55H72ZM98 56V55H97ZM100 56H102V55H100ZM113 56V55H112ZM115 56H116V54H115ZM140 55H138L137 57H139ZM154 56V55H153ZM152 56V57H153ZM157 56V55H156ZM199 56V55H198ZM53 57H52V59H53ZM57 57V56H56ZM61 57V56H60ZM63 57V56H62ZM64 57H66L65 55H64ZM103 57H101V59L103 58ZM106 57V56H105ZM108 57H109V55H108ZM117 57H119V56H117ZM123 57V56H122ZM135 57V56H134ZM137 57H135V58H137ZM191 57V56H190ZM204 57H205V55H204ZM207 57H208V55H207ZM206 57V58H207ZM58 58V57H57ZM72 58V57H71ZM80 58H81V56H80ZM79 58V59H80ZM83 58V57H82ZM84 58H85V56H84ZM90 58V57H89ZM124 58H125V55H124ZM163 58V57H162ZM161 58V59H162ZM75 59H77V58H75ZM93 59V58H92ZM100 59V60H101ZM106 59V58H105ZM111 59V58H110ZM109 59V60H110ZM112 59H114V58H112ZM129 59V58H128ZM133 59V58H132ZM154 59H156V58H154ZM160 59V58H159ZM160 59V60H161ZM187 59V58H186ZM49 60V59H48ZM54 60V59H53ZM57 60V59H56ZM94 60V59H93ZM92 60V61H93ZM98 60V59H97ZM123 60V59H122ZM131 60V59H130ZM134 60V59H133ZM145 60V59H144ZM146 60H148V56H147V59ZM159 60V61H160ZM165 60V59H164ZM170 60V59H169ZM168 60V61H169ZM185 60V59H184ZM188 60V59H187ZM191 60V59H190ZM77 61V60H76ZM118 61V60H117ZM151 60H149V62H150ZM152 61H153V59H152ZM158 61V62H159ZM167 61V62H168ZM173 61H174V59H173ZM179 61V60H178ZM182 61V60H181ZM181 61H179V63L181 64ZM43 62V61H42ZM55 62V61H54ZM53 62V63H54ZM57 62V61H56ZM71 62V61H70ZM89 62V61H88ZM156 62H157V60H156ZM187 62V61H186ZM44 63V62H43ZM107 63V62H106ZM126 63V62H125ZM124 63V64H125ZM128 63H130V62H128ZM146 62H144V64H145ZM170 63V62H169ZM172 63V62H171ZM193 63V62H192ZM66 64V63H65ZM69 64V63H68ZM76 64V63H75ZM86 64V63H85ZM92 64V63H91ZM116 64V63H115ZM123 64V65H124ZM135 64V63H134ZM150 64V63H149ZM155 64V63H154ZM153 64V65H154ZM161 64V63H160ZM163 64V63H162ZM173 64V63H172ZM186 64V63H185ZM204 64V63H203ZM59 65H60V63H59ZM147 65V64H146ZM156 65V64H155ZM154 65V67H156ZM52 66H54V65H52ZM91 66V65H90ZM136 66H137V64H136ZM142 66V65H141ZM160 66V65H159ZM164 66V65H163ZM167 66V65H166ZM187 66V65H186ZM235 66H238V71L237 72H235L234 71V68H235ZM57 67H58V64H57ZM64 67V66H63ZM91 67H94V66H91ZM114 67V66H113ZM118 67V66H117ZM128 67V66H127ZM126 67V68H127ZM139 67V66H138ZM165 67V66H164ZM243 67V69L242 70H240V68H242ZM62 68V67H61ZM96 68V67H95ZM129 68V67H128ZM143 68H145V67H143ZM157 71L159 70V68L160 69H162V67H158V64H157ZM184 68V67H183ZM182 68V69H183ZM97 69V68H96ZM110 69V68H109ZM114 69V68H113ZM146 69H147V67H146ZM149 69V68H148ZM147 69V70H148ZM155 68H153V70H154ZM171 69V68H170ZM188 69V68H187ZM186 69V70H187ZM197 69V68H196ZM67 70V69H66ZM99 70V69H98ZM116 70V69H115ZM122 70V69H121ZM136 70V69H135ZM3 71H4V69H3ZM93 71V70H92ZM155 71V70H154ZM153 71V73H156V72H154ZM160 71V70H159ZM184 71V70H183ZM70 72V71H69ZM84 72V71H83ZM88 72V71H87ZM102 72V71H101ZM112 72V71H111ZM118 72V71H117ZM124 72H125V69H124ZM134 72V71H133ZM141 72V71H140ZM147 72V71H146ZM152 72V71H151ZM11 73V72H10ZM93 73V72H92ZM96 73V72H95ZM107 73V72H106ZM109 73V72H108ZM159 73V72H158ZM188 73V72H187ZM189 73H191V70H190V72ZM8 74V73H7ZM99 74V73H98ZM97 74V75H98ZM113 74V73H112ZM137 74H139V73H136L135 75H137ZM147 74V73H146ZM146 74H143V75H146ZM185 74V73H184ZM3 75H5V73L3 74ZM86 75V74H85ZM90 75V74H89ZM105 75V74H104ZM116 75H120V73L119 74H116ZM126 75V74H125ZM125 75H123V76H125ZM131 75V74H130ZM134 75V76H135ZM154 75V74H153ZM152 74H151V76H153ZM186 75V74H185ZM185 75H183V76H185ZM72 76V75H71ZM91 76V75H90ZM114 76V75H113ZM138 76V75H137ZM141 76V75H140ZM147 76V75H146ZM150 76V75H149ZM150 76V77H151ZM155 76H156V74H155ZM190 76V75H189ZM13 77V76H12ZM93 77V76H92ZM99 77V76H98ZM102 77V76H101ZM108 77V76H107ZM110 77V76H109ZM129 77V76H128ZM139 77V76H138ZM193 77H194V75H193ZM96 78V77H95ZM102 78H104V77H102ZM113 78V77H112ZM130 78V77H129ZM133 78V77H132ZM141 78H143L142 76H141ZM9 79V78H8ZM72 79V78H71ZM92 79H94V78H92ZM107 79H109V78H107ZM118 79V78H117ZM134 79V78H133ZM144 79H145V77H144ZM155 79V78H154ZM189 79V78H188ZM192 79V78H191ZM194 79V78H193ZM192 79V80H193ZM10 80H11V78H10ZM120 81H123V80H121V79H119ZM3 80H1V82H2ZM6 81V80H5ZM72 82H73V80H71ZM106 81V80H105ZM108 81V80H107ZM110 81V80H109ZM108 81V82H109ZM112 81H114V80H112ZM128 81V80H127ZM134 81V80H133ZM142 81V80H141ZM146 81V80H145ZM144 81V82H145ZM191 81V80H190ZM189 81V82H190ZM194 81V80H193ZM0 82V83H1ZM8 82V81H7ZM79 82H81L82 83V81H79ZM98 82H100V81H98ZM102 82V81H101ZM116 82V81H115ZM130 82V81H129ZM132 82V81H131ZM148 82V81H147ZM180 82V81H179ZM4 83V82H3ZM6 83V82H5ZM77 83V82H76ZM107 83V82H106ZM123 83V82H122ZM137 83V82H136ZM141 83V82H140ZM154 83V82H153ZM2 84V83H1ZM8 84V83H7ZM16 84V83H15ZM71 84V83H70ZM78 84V83H77ZM76 84V85H77ZM80 84V83H79ZM83 84V83H82ZM105 84V83H104ZM108 84H110V83H108ZM116 84V83H115ZM118 84H120L119 82H118ZM124 84H125V82H124ZM127 84V83H126ZM130 84V83H129ZM139 84V83H138ZM142 84V83H141ZM141 84H139V86L141 85ZM150 84V83H149ZM184 84V83H183ZM5 85V84H4ZM13 85V84H12ZM23 85V84H22ZM69 85V84H68ZM122 85V84H121ZM132 85H133V82H132ZM145 85V84H144ZM2 86V85H1ZM7 86V85H6ZM74 86V85H73ZM106 86V85H105ZM109 86V85H108ZM107 86V87H108ZM112 86H113V84H112ZM112 86H111V89H113L112 88ZM125 86V85H124ZM146 86V85H145ZM171 86V85H170ZM3 87V86H2ZM9 88H10V86H8ZM68 88H69V86H67ZM70 87H71V85H70ZM76 87V86H75ZM100 87V86H99ZM137 87V86H136ZM155 87V86H154ZM153 87V88H154ZM183 87H184V85H183ZM17 88H19L18 86H17ZM21 88V87H20ZM23 88V87H22ZM32 88V87H31ZM76 88H79V87H76ZM87 88V87H86ZM95 88V87H94ZM120 88V87H119ZM123 88V87H122ZM125 88V87H124ZM142 88V87H141ZM170 88V87H169ZM173 88V87H172ZM11 89V88H10ZM15 89V88H14ZM84 89V88H83ZM92 89V88H91ZM115 89H116V87H115ZM130 89H132L131 87H130ZM183 89H185V88H183ZM2 90V89H1ZM6 89H4V91H5ZM13 90V89H12ZM17 90V89H16ZM15 90V93L17 92ZM18 90H20V89H18ZM65 90V89H64ZM87 90V89H86ZM89 90V89H88ZM97 90V89H96ZM108 90H109V88H108ZM140 90V89H139ZM139 90H137V91H139ZM147 90H148V87H147ZM10 91V90H9ZM26 91V90H25ZM136 91V90H135ZM134 91V92H135ZM142 91V90H141ZM26 92H28V91H26ZM32 92V91H31ZM48 92V91H47ZM75 92V91H74ZM78 92V91H77ZM82 92V91H81ZM84 92V91H83ZM92 92V91H91ZM99 92V91H98ZM105 92V91H104ZM134 92H132V93H134ZM168 92H169V90H168ZM223 92H225V94L223 93ZM19 93H21V92H19ZM18 93V94H19ZM23 93V92H22ZM21 93V94H22ZM30 93V92H29ZM34 93V92H33ZM36 93H37V91H36ZM40 93V92H39ZM51 93V92H50ZM68 93V92H67ZM87 93V92H86ZM85 93V94H86ZM105 93H107V92H105ZM136 93H138V92H136ZM142 93H144V91L142 92ZM145 93H146V95L148 94L147 92H146V90H145ZM220 93V94H219ZM4 94V93H3ZM2 94V95H3ZM9 94H10V92H9ZM28 94V93H27ZM26 94V95H27ZM45 94V93H44ZM64 94V93H63ZM73 94V93H72ZM102 94V93H101ZM108 94V93H107ZM149 94H151V93H149ZM170 94H171V92H170ZM23 95V94H22ZM30 95V94H29ZM49 95V94H48ZM47 95V96H48ZM60 95V94H59ZM69 95V94H68ZM89 95V94H88ZM97 95V94H96ZM134 95V94H133ZM139 95V94H138ZM142 95V94H141ZM233 95V96H232ZM259 95L261 96V94L259 93ZM36 96V94L34 95V97ZM43 96V95H42ZM93 96V95H92ZM102 96L104 97V95L102 94ZM150 96V95H149ZM243 96H244V94H243ZM8 97V96H7ZM10 97V96H9ZM13 97V96H12ZM17 97V96H16ZM32 97V96H31ZM61 97V96H60ZM63 97V96H62ZM82 97H84V96H82ZM101 97V96H100ZM107 97H109V95L107 96ZM139 97H142V96H139ZM144 97V96H143ZM146 97V96H145ZM145 97H144V99H145ZM174 96H172V98H173ZM247 97H249V96H247ZM21 98V97H20ZM19 98V99H20ZM25 98V97H24ZM28 98V97H27ZM47 98V97H46ZM71 98V97H70ZM73 98V97H72ZM89 98V97H88ZM92 98V97H91ZM97 98V97H96ZM134 98V97H133ZM133 98H132V100H133ZM148 98V97H147ZM150 98V97H149ZM171 98V97H170ZM239 98H241V97H239ZM40 99V98H39ZM53 99V98H52ZM59 99V98H58ZM67 99V98H66ZM75 99H77V98H75ZM82 99V98H81ZM105 99V98H104ZM143 99V100H144ZM250 99V98H249ZM12 100V99H11ZM32 100H33V98H32ZM37 100V99H36ZM35 100V101H36ZM41 100H42V98H41ZM44 100H45V98H44ZM49 100H50V98H49ZM55 100V99H54ZM68 100V99H67ZM67 100H66V102H67ZM72 100V99H71ZM74 100V99H73ZM84 100H87L88 101V99H84ZM83 100V101H84ZM90 100V99H89ZM93 100V99H92ZM140 100V99H139ZM146 100V99H145ZM231 100V99H230ZM236 100V99H235ZM264 100V99H263ZM3 101V100H2ZM5 101V100H4ZM20 101V100H19ZM34 101V100H33ZM125 101H127V100H125ZM130 101V100H129ZM135 102L137 101V100H134ZM151 101H152V99H151ZM159 101V100H158ZM192 101H194L195 102V104H192ZM241 101H242V98H241ZM17 102V101H16ZM23 102V101H22ZM41 102H43V100L41 101ZM49 102V101H48ZM52 102V101H51ZM58 102V101H57ZM61 102V101H60ZM62 102H63V100H62ZM81 102V101H80ZM89 102V101H88ZM87 102V103H88ZM93 102V101H92ZM134 102V103H135ZM142 102V101H141ZM164 102V101H163ZM170 102H172V101H170ZM226 102V101H225ZM230 102V101H229ZM245 102V101H244ZM256 102H259V99H258V101H256ZM9 103V102H8ZM18 103V102H17ZM29 103V102H28ZM38 103V102H37ZM69 103V102H68ZM73 103V102H72ZM81 103H83V102H81ZM85 103H86V101H85ZM84 103V104H85ZM132 103V102H131ZM137 103H138V101H137ZM168 103V102H167ZM173 103V102H172ZM227 103V102H226ZM235 103V102H234ZM246 103H247V100H246ZM16 104V103H15ZM19 104V103H18ZM29 104H31V103H29ZM28 104V106H24L25 108H24V110H23V115H25L24 116V118H26V120H27V126L28 125H32V121H34L35 122V119L33 118V117H35L36 115H39V114H36V112H37V110H36V108H35V105H29ZM35 104V103H34ZM45 104V103H44ZM50 105H51V103H49ZM53 104V103H52ZM71 104V103H70ZM90 104V103H89ZM142 104V103H141ZM165 104V103H164ZM228 104V103H227ZM226 104V105H227ZM239 104V103H238ZM244 104V103H243ZM260 104V103H259ZM259 104H254V105H251V107H250V105L248 106V107H250L253 111H255V110H258L259 109ZM4 105V104H3ZM25 105V104H24ZM27 105V104H26ZM46 105V104H45ZM77 105H80V104H77ZM161 105H163V104H161ZM168 105V104H167ZM232 105V104H231ZM230 105V106H231ZM235 105V104H234ZM247 105V104H246ZM1 106V105H0ZM56 106H57V104H56ZM154 107H155V105H153ZM157 106V105H156ZM159 106V105H158ZM166 106V105H165ZM225 106V105H224ZM242 106V105H241ZM17 107L18 106H11V107H5V105L2 107V111H4L3 113H4V115L6 116L7 115V113H9V115H10V119H12L13 120V117L15 116V114L17 113ZM40 107H41V105H40ZM50 107V106H49ZM128 107V106H127ZM227 107H229V106H227ZM239 107H240V105H239ZM238 107V108H239ZM88 108V107H87ZM230 108V107H229ZM233 108H235V107H233ZM19 109V108H18ZM45 109V108H44ZM159 109H160V107H159ZM158 109V110H159ZM161 109H162V107H161ZM226 109V111H227V108H225ZM232 109V108H231ZM240 109V108H239ZM243 109V108H242ZM249 109V108H248ZM247 109V110H248ZM20 110V109H19ZM40 110V109H39ZM42 110V109H41ZM236 110V109H235ZM162 111V110H161ZM171 111V112H170ZM234 111V110H233ZM239 111V110H238ZM240 111H242V110H240ZM251 111V110H250ZM252 111V112H253ZM6 112V113H5ZM40 112V111H39ZM41 112H44V110L43 111H41ZM158 112V111H157ZM180 112V111H179ZM199 112V111H198ZM217 112H218V114H217ZM236 112V111H235ZM245 112H247V111H245ZM249 112V111H248ZM159 114H160V110H159V112H158ZM162 113V112H161ZM193 113V112H192ZM206 112H205V115L207 114ZM220 113V114H219ZM225 113V112H224ZM250 113V112H249ZM249 113L247 114V115H249ZM2 114V113H1ZM1 114H0V116H1ZM36 114V115H35ZM47 114V113H46ZM156 114V113H155ZM185 114V113H184ZM252 114V113H251ZM258 114V113H257ZM256 114V115H257ZM261 114V113H260ZM21 115V114H20ZM23 115H21V116H23ZM154 115V114H153ZM175 115V114H174ZM191 115V114H190ZM230 115H231V111H230ZM229 115V116H230ZM3 116V115H2ZM18 116H19V114H18ZM41 116V115H40ZM132 116V115H131ZM165 116V115H164ZM196 116V115H195ZM237 116V115H236ZM258 116V115H257ZM20 117V116H19ZM38 117V116H37ZM43 117V116H42ZM187 117V116H186ZM198 117V116H197ZM197 117H195L196 119H197ZM199 117H200V113H199ZM203 117H204V115H203ZM231 117H233V116H231ZM248 117V116H247ZM22 117H20V119H21ZM43 118H45V117H43ZM167 118V117H166ZM184 118V117H183ZM190 118V117H189ZM6 119V118H5ZM34 119V120H33ZM55 119V118H54ZM179 119H180V117H179ZM182 119V118H181ZM185 119V118H184ZM196 119H193V120H196ZM256 119V118H255ZM9 120V119H8ZM14 120H16L15 118H14ZM39 120V119H38ZM42 120V119H41ZM40 120V121H41ZM44 120V119H43ZM42 120V121H43ZM191 120V119H190ZM262 120V119H261ZM48 121V120H47ZM187 121L189 122V120L187 119ZM192 121V120H191ZM197 121H198V119H197ZM8 122V121H7ZM11 122V121H10ZM15 122V121H14ZM13 122V123H14ZM36 122H37V119H36ZM183 122V121H182ZM9 123V122H8ZM8 123H7V125H8ZM17 123L19 124V122L17 121ZM20 123H23V122H20ZM47 123V122H46ZM69 123V122H68ZM126 123V122H125ZM186 123V121H184V123L183 124H185ZM190 123V122H189ZM195 123V122H194ZM197 123V122H196ZM0 124H2V123H0ZM6 124V123H5ZM11 124V123H10ZM16 124V123H15ZM35 124V123H34ZM156 124V123H155ZM155 124H154V126H155ZM193 123H191V125H192ZM12 125H14V124H12ZM159 125V124H158ZM197 125V124H196ZM199 125V124H198ZM15 126V125H14ZM20 126H25V124L24 125H20ZM27 126H25V127H27ZM35 126V125H34ZM34 126H32L33 128H34ZM182 126V124H180L179 123V121H175L174 119H165V122L160 126V127H158V128H156V129H152L151 131H149L150 133H151V135L153 136V137H160V136H162L163 134H165L169 129L172 131V129H175V128H180ZM184 126V125H183ZM182 126V127H183ZM9 127V126H8ZM13 127V126H12ZM15 127H17V126H15ZM36 127H37V125H36ZM153 127V126H152ZM156 127V126H155ZM180 128V129H183V128ZM185 127V126H184ZM10 128H11V126H10ZM18 128V127H17ZM21 128V127H20ZM93 128V127H92ZM191 128V127H190ZM16 129V128H15ZM19 129V128H18ZM22 129H23V127H22ZM21 129V130H22ZM27 129V128H26ZM150 129V128H149ZM185 129V128H184ZM189 129V128H188ZM194 129H198V128H196V127H194ZM8 130H10V129H8ZM23 130H25V129H23ZM30 130V129H29ZM113 130H114V128H113ZM202 130V131H203ZM20 131V130H19ZM122 131V130H121ZM126 131V130H125ZM124 131V132H125ZM145 131V130H144ZM170 131V132H171ZM174 131V130H173ZM179 131V130H178ZM9 132V131H8ZM23 132V131H22ZM21 132V133H22ZM32 132V131H31ZM148 132V131H147ZM177 132V131H176ZM175 132V133H176ZM10 133V132H9ZM8 133V134H9ZM14 133H16V132H14ZM24 133V132H23ZM27 133V132H26ZM28 133H30L29 131H28ZM146 133V132H145ZM168 133H169V131H168ZM179 133V132H178ZM199 133V132H198ZM223 133H225V132H223ZM257 133H260L261 134V136H262V133H261V131L259 130V132H257ZM7 134V135H8ZM13 134V133H12ZM17 134H19L18 133V131H17ZM121 134V133H120ZM138 134V133H137ZM144 134V133H143ZM186 134V133H185ZM227 134V133H226ZM24 135V134H23ZM23 135H21L22 137H23ZM123 135V134H122ZM134 135V134H133ZM148 135V134H147ZM150 135V136H151ZM180 135V134H179ZM183 135V134H182ZM181 135V136H182ZM190 135V134H189ZM203 135V134H202ZM208 135V134H207ZM206 135V136H207ZM221 135V134H220ZM10 136H11V133H10ZM15 136V135H14ZM25 136L26 135H24V138H25ZM121 136V135H120ZM146 136V135H145ZM258 136V135H257ZM260 136V137H261ZM27 137H28V135H27ZM123 137V136H122ZM189 137L190 136H188V140H189ZM220 138H225V136L224 137H222V136H219ZM218 137V138H219ZM245 137H244V139H245ZM251 137V136H250ZM8 138V137H7ZM11 138V137H10ZM24 138H23V140H21V141H24ZM30 138V137H29ZM186 138V137H185ZM226 138H228L227 136H226ZM253 138V137H252ZM258 138V137H257ZM123 139V138H122ZM261 139V138H260ZM13 140V139H12ZM200 140V139H199ZM208 140V139H207ZM218 140V139H217ZM226 140V139H225ZM250 140V139H249ZM253 140V139H252ZM6 141V140H5ZM18 141V140H17ZM152 141V140H151ZM209 141V140H208ZM223 141V140H222ZM231 141V142H232ZM241 141V140H240ZM262 141V140H261ZM8 142V141H7ZM6 142V143H7ZM9 142H10V139H9ZM14 142V141H13ZM18 142H20V141H18ZM18 142H15V143H18ZM98 142V141H97ZM121 142V141H120ZM122 142H125V141H122ZM136 142H138V141H136ZM140 142V141H139ZM191 142V141H190ZM207 142V141H206ZM216 142V141H215ZM221 142V141H220ZM228 142H230V140L228 141ZM230 142V143H231ZM238 142V141H237ZM253 142V141H252ZM21 143V142H20ZM31 143V142H30ZM196 143H197V141H196ZM200 143V142H199ZM222 143V142H221ZM258 143V142H257ZM9 144V143H8ZM7 144V145H8ZM11 144V143H10ZM75 144V143H74ZM78 144V143H77ZM81 144V143H80ZM79 144V145H80ZM132 143H130V145H131ZM137 144V143H136ZM142 144V143H141ZM188 144H189V142H188ZM215 144V143H214ZM224 144H225V142H224ZM252 144V143H251ZM3 145V144H2ZM14 144L12 143V146H13ZM18 145V144H17ZM27 145V144H26ZM157 145V144H156ZM217 145V144H216ZM230 145V144H229ZM228 145V146H229ZM1 146V145H0ZM10 146V145H9ZM8 146V147H9ZM15 146V145H14ZM119 146V145H118ZM148 146V145H147ZM210 146V145H209ZM219 146V145H218ZM227 146V147H228ZM231 146H232V143H231ZM238 146V145H237ZM241 146V145H240ZM246 146H247V144H246ZM259 146V145H258ZM264 146V145H263ZM11 147V146H10ZM40 146H38V148H39ZM135 147V146H134ZM133 147V148H134ZM139 147V146H138ZM155 147V146H154ZM226 146H225V148H227ZM235 147V146H234ZM248 147V146H247ZM257 147V146H256ZM2 148V147H1ZM45 148V147H44ZM84 148V147H83ZM125 148V147H124ZM132 148V149H133ZM230 148V147H229ZM238 148V147H237ZM3 149H4V147H3ZM16 149V148H15ZM19 149V148H18ZM41 149V148H40ZM80 149V148H79ZM105 149V148H104ZM115 149V148H114ZM114 149H113V151H114ZM140 149V148H139ZM224 149V148H223ZM241 149V148H240ZM255 149V148H254ZM258 149V148H257ZM5 150V149H4ZM9 150H11L10 148H9ZM45 150V149H44ZM75 150V149H74ZM77 151H78V149H76ZM142 150V149H141ZM147 150V149H146ZM232 150H233V148H232ZM238 150V149H237ZM236 150V151H237ZM14 151H16V150H14ZM77 151H76V153H77ZM81 151H82V149H81ZM131 151V150H130ZM145 151V150H144ZM152 151V150H151ZM156 151V150H155ZM200 151V150H199ZM224 151V150H223ZM229 151V150H228ZM244 151H246V150H244ZM257 151V150H256ZM7 152V153H6ZM6 152H3L2 150H1V154H2V157H3V159H4V162L3 163H5L4 165L5 166H9V164L10 165H12L11 163H12V155L14 154V152L12 153V155H11V153H8V150L6 151ZM9 152H11V151H9ZM41 152H42V149H41ZM41 152L39 153V154H41ZM44 152V151H43ZM42 152V153H43ZM103 152V151H102ZM105 152V151H104ZM132 152V151H131ZM147 152V151H146ZM198 152V151H197ZM217 152V151H216ZM226 152V151H225ZM233 152V151H232ZM240 152H241V150H240ZM71 153H73L72 151H71ZM82 153V152H81ZM111 153H112V151H111ZM202 153V152H201ZM211 153H213V152H211ZM237 153V152H236ZM249 153V152H248ZM253 153V152H252ZM34 154V153H33ZM36 154V153H35ZM73 154H75V153H73ZM110 154V153H109ZM125 154V153H124ZM136 154H137V152H136ZM149 154V153H148ZM147 154V155H148ZM156 154V153H155ZM163 154V153H162ZM188 154H190V153H188ZM242 154V153H241ZM251 153H249V155H250ZM15 155V154H14ZM18 155V154H17ZM23 155V154H22ZM30 155H32V154H30ZM104 155V154H103ZM106 155V154H105ZM104 155V156H105ZM122 155H123V153H122ZM130 155V154H129ZM132 155V154H131ZM170 155V154H169ZM187 155V154H186ZM216 155V154H215ZM248 155V156H249ZM34 156V155H33ZM73 156V155H72ZM72 156H71V158H72ZM82 156V155H81ZM101 156V155H100ZM107 156H109L108 154H107ZM121 156V155H120ZM149 156V155H148ZM157 156V155H156ZM196 156V155H195ZM198 156V155H197ZM202 156V155H201ZM204 156V155H203ZM207 156V155H206ZM225 156V155H224ZM235 156V155H234ZM241 157H243L242 155H240ZM21 157V156H20ZM35 157V156H34ZM40 157V156H39ZM44 157V156H43ZM42 157V158H43ZM74 157V156H73ZM83 157V156H82ZM98 157V156H97ZM124 157V156H123ZM122 157V158H123ZM130 157V156H129ZM140 157V156H139ZM144 157V156H143ZM194 157V156H193ZM216 157V156H215ZM219 157V156H218ZM229 157V156H228ZM231 157V156H230ZM252 157H253V155L251 156V158L250 159H252ZM18 158V157H17ZM33 158V157H32ZM36 158V157H35ZM76 158V157H75ZM126 158H127V156H126ZM147 158V157H146ZM173 158V157H172ZM188 158V157H187ZM199 158V157H198ZM200 158H202V157H200ZM223 158V157H222ZM226 158V157H225ZM239 158V157H238ZM1 159V158H0ZM20 159V158H19ZM37 159V158H36ZM83 160L84 158H80L79 160ZM98 159V158H97ZM117 159V158H116ZM150 158L148 157V160H149ZM175 159V158H174ZM204 159V158H203ZM202 159V160H203ZM206 159V158H205ZM204 159V160H205ZM209 159V158H208ZM207 159V160H208ZM231 159V158H230ZM234 159V158H233ZM241 159V158H240ZM247 159V158H246ZM15 160V159H14ZM18 160V159H17ZM26 160V159H25ZM25 160H24V162H25ZM42 160V159H41ZM94 160V159H93ZM106 160V159H105ZM120 160V159H119ZM147 160V159H146ZM164 160V159H163ZM185 160H186V158H185ZM197 160V159H196ZM195 160V161H196ZM216 160V159H215ZM218 160V159H217ZM235 160H236V158H235ZM235 160H234V164H235ZM3 161V160H2ZM27 161V160H26ZM40 161V160H39ZM38 161V162H39ZM114 161V162H113ZM113 161H112V165H114V164H119L118 163V160H115V158L113 159ZM156 161H157V159H156ZM191 161V160H190ZM14 162V161H13ZM23 162V161H22ZM23 162V163H24ZM76 162V161H75ZM78 162H81V161H78ZM78 162H76V163H78ZM97 162V161H96ZM107 162H111L110 161V159H108V161H106V163ZM128 162V161H127ZM132 162V161H131ZM139 162V161H138ZM168 162V161H167ZM192 162V161H191ZM194 162V161H193ZM192 162V163H193ZM199 162V161H198ZM198 162H197V164H198ZM207 162H209V161H207ZM206 162V163H207ZM210 162H212V161H210ZM222 162V161H221ZM227 162V161H226ZM229 162H231V161H229ZM231 162V163H232ZM243 163H244V161H242ZM246 162V161H245ZM250 162V161H249ZM252 162V161H251ZM1 163V162H0ZM42 163V162H41ZM58 163V162H57ZM82 163V162H81ZM135 163V162H134ZM148 163V162H147ZM204 163V162H203ZM202 163V164H203ZM214 163V162H213ZM230 163V164H231ZM241 163V162H240ZM243 163L241 164V165H243ZM247 163V162H246ZM245 163V164H246ZM17 164V163H16ZM69 164V163H68ZM73 164V163H72ZM72 164H71V166H72ZM80 164V163H79ZM124 164V163H123ZM126 164V163H125ZM179 164V163H178ZM194 164V163H193ZM207 164H210V163H207ZM212 164V163H211ZM217 164V162H215V165ZM224 164H226V163H224ZM223 164V165H224ZM250 164V163H249ZM21 165V164H20ZM37 165V166H36ZM70 165V164H69ZM74 165V164H73ZM81 165V164H80ZM107 165V164H106ZM147 165V164H146ZM161 165V164H160ZM200 165H201V163H200ZM218 165V164H217ZM228 165V164H227ZM226 165V167H228ZM253 165V164H252ZM1 166V165H0ZM4 166V167H5ZM13 166H15V163H14V165ZM58 166V165H57ZM78 166V165H77ZM84 166V165H83ZM101 166V165H100ZM111 166V165H110ZM122 166V165H121ZM133 166V165H132ZM151 166H152V164H151ZM180 166H183V165H180ZM180 166H179V168H180ZM184 166H186V165H184ZM183 166V167H184ZM231 166V165H230ZM229 166V167H230ZM234 166V165H233ZM237 166H239V165H237ZM244 166V165H243ZM3 167V168H4ZM40 167V166H39ZM38 167V163H37V161L36 160H30V161H27V163L25 164V165H22L21 167H19L18 168V170L14 173V175L12 176V177H10V179H9V177L7 178V175L6 174H0V197H4V198H6V197H12V193H13V191H11V190H9V188L11 189V187H15L17 184H18V186H22L23 188H24V191L23 192H32V190H30V189H28V188H31V187H33L34 185V181H35V178L37 177V174L41 171V169ZM59 167H60V169H61V165H59ZM65 167V166H64ZM66 167H67V165H66ZM65 167V168H66ZM74 167V166H73ZM76 167V166H75ZM105 167V166H104ZM108 167V166H107ZM106 167V168H107ZM114 167V166H113ZM128 167V166H127ZM142 167V166H141ZM144 167H145V165H144ZM160 167V166H159ZM158 166H153V167H150V168H148V169H146V170H143V173H145V172H150V173H155L156 175L155 176H150L149 178H145L146 179V182L145 183H152V182H154V183H156V182H158V181H163L164 182V180L165 179H169L168 177H169V175H171V174H169V172L168 173H166L165 172V170H163L162 168H159ZM178 167V166H177ZM176 167V168H177ZM188 167V166H187ZM211 167V166H210ZM216 167V166H215ZM220 167V166H219ZM10 168H12V170H13V167H10ZM10 168H7L6 170H8V171H10ZM129 168V167H128ZM140 168V167H139ZM146 168V167H145ZM163 168H164V166H163ZM175 168V167H174ZM182 168V167H181ZM189 168V171H190V167H188ZM188 168H186L187 170H188ZM200 168V167H199ZM202 168H203V166H202ZM59 169V168H58ZM70 169V168H69ZM68 169V170H69ZM73 169H75V168H73ZM79 169V168H78ZM104 169V168H103ZM102 169V170H103ZM113 169V168H112ZM111 169V170H112ZM116 169V168H115ZM121 169H123V168H121ZM138 169V168H137ZM178 169V168H177ZM184 169V168H183ZM192 169V168H191ZM197 169V168H196ZM209 169V168H208ZM222 169H223V171L225 170L223 167H222ZM242 169V168H241ZM16 170V169H15ZM56 170H57V168H56ZM62 170H64V169H62ZM108 170H109V168H108ZM124 171H125V169H123ZM127 170V169H126ZM130 170V169H129ZM169 170V169H168ZM179 170V169H178ZM187 170H183L184 172L185 171H187ZM194 170V169H193ZM199 170V169H198ZM204 170V169H203ZM217 170V169H216ZM230 170V169H229ZM236 170V169H235ZM238 170V169H237ZM240 170V169H239ZM8 171H5L6 173H9ZM58 171V170H57ZM131 171V170H130ZM139 171V170H138ZM142 171V170H141ZM200 171H201V169H200ZM200 171H198L199 173H201ZM219 171V170H218ZM1 172H3V171H1ZM13 172H14V170H13ZM47 172V171H46ZM56 172V171H55ZM62 172V171H61ZM61 172H60V174H61ZM111 172V171H110ZM109 172V173H110ZM117 172V171H116ZM177 173H178V171H176ZM176 172H174V173H176ZM191 172V171H190ZM196 172V170L194 171V173ZM211 172H212V170H211ZM240 172V171H239ZM238 172V173H239ZM12 173V172H11ZM49 173V172H48ZM73 173V172H72ZM72 173H65L64 174V176H62L61 177V179L62 180H71L70 178L72 177ZM122 173V172H121ZM133 173V172H132ZM131 172L130 173H127L126 174V177H124L125 179H127L128 180V178L130 177V175L132 174ZM138 173V172H137ZM170 173H171V171H170ZM173 173V172H172ZM174 173H173V175H174ZM177 173H176V176H177ZM181 173H182V171H181ZM180 173V174H181ZM192 173V172H191ZM190 173V174H191ZM221 173H223L222 172V170H221ZM225 173V172H224ZM227 173H228V168H227ZM231 173V172H230ZM233 173V172H232ZM41 174V173H40ZM44 174V173H43ZM45 174H47V173H45ZM51 174V173H50ZM50 174H48V175H50ZM63 174V173H62ZM75 174V173H74ZM134 174V173H133ZM179 174V173H178ZM183 174V173H182ZM186 174V173H185ZM188 174H189V172H188ZM196 174H197V172H196ZM209 174V173H208ZM242 174V173H241ZM47 175V176H48ZM121 175V174H120ZM194 175V174H193ZM192 175V176H193ZM10 176V175H9ZM42 176V175H41ZM79 176V175H78ZM77 176V177H78ZM81 176V175H80ZM101 176V175H100ZM110 176V175H109ZM115 176V175H114ZM134 176V175H133ZM140 176V175H139ZM146 176H148V175H146ZM240 177H241V175H239ZM243 176V175H242ZM45 177V176H44ZM76 177V176H75ZM83 177V176H82ZM82 177H80V178H82ZM132 177V176H131ZM137 177V176H136ZM175 177V176H174ZM194 177V176H193ZM207 177H209V176H207ZM223 177V176H222ZM230 177V176H229ZM228 177V178H229ZM234 176H232V178H233ZM39 178V177H38ZM109 178V177H108ZM117 177H114V179H116ZM120 178V177H119ZM118 178V179H119ZM142 178V177H141ZM183 178V177H182ZM186 178V177H185ZM203 178H205V177H203ZM237 178V177H236ZM243 178V177H242ZM34 179V180H33ZM75 179V178H74ZM110 179V178H109ZM123 179V178H122ZM131 180H132V178H130ZM171 179H172V177H171ZM175 179V178H174ZM174 179H173V181H174ZM180 179V178H179ZM197 179V178H196ZM198 179H199V177H198ZM207 179V178H206ZM230 179V178H229ZM239 180H240V178H238ZM38 180V179H37ZM36 180V181H37ZM41 180V179H40ZM82 180V179H81ZM85 180V179H84ZM124 180V179H123ZM123 180H121V181H111V183H109L110 184V186L106 189V191H105V193H103V194H105L104 195V197H107L108 195H112L113 194V192H116V191H118V190H120L121 191V189H119L121 186H122V184H123ZM134 181H135V179H133ZM183 180V179H182ZM186 180V179H185ZM191 180V179H190ZM192 180H193V178H192ZM191 180V181H192ZM209 180V179H208ZM208 180H204L206 183H207V181ZM227 180V179H226ZM235 180V179H234ZM246 180V179H245ZM43 181V180H42ZM103 181V180H102ZM134 181H132V182H134ZM177 181V180H176ZM199 181V180H198ZM236 181H238V180H236ZM247 181V180H246ZM39 182V181H38ZM49 182V181H48ZM66 182V181H65ZM172 182V181H171ZM193 182V181H192ZM196 182V181H195ZM194 182V183H195ZM201 182V181H200ZM199 182V183H200ZM202 182H203V180H202ZM201 182V183H202ZM232 182V181H231ZM230 182V183H231ZM241 182H242V180H241ZM240 182V183H241ZM33 183V184H32ZM37 183V182H36ZM67 183V182H66ZM78 183V182H77ZM79 183H81V181L79 182ZM78 183V184H79ZM90 183V182H89ZM126 183H128L127 181H126ZM125 183V184H126ZM131 183V182H130ZM138 183V182H137ZM162 183V182H161ZM161 183H159V186H160V184ZM165 183H167V182H165ZM170 183V182H169ZM198 183V182H197ZM198 183V185L200 186V184ZM204 183V182H203ZM234 183V182H233ZM237 183V182H236ZM42 184V183H41ZM51 184V183H50ZM61 184V183H60ZM62 184H64V183H62ZM74 184V183H73ZM103 184V183H102ZM106 184V183H105ZM142 184H144V182L142 183ZM147 184H146V186H147ZM158 184V183H157ZM191 185L193 184V183H190ZM212 184V183H211ZM241 184H243V182L241 183ZM246 184V183H245ZM31 185H33V186H31ZM86 185V184H85ZM94 185V184H93ZM97 185V184H96ZM95 185V186H96ZM136 185V184H135ZM138 185V184H137ZM169 185V184H168ZM171 185V184H170ZM190 185V186H191ZM203 185V184H202ZM209 185V184H208ZM208 185L206 186V184H205V186L206 187H208ZM221 185V184H220ZM219 185V186H220ZM229 185V184H228ZM228 185H225V186H227L228 187ZM244 185V184H243ZM248 185V184H247ZM44 186H46V184L44 183V185L42 186V188L44 187ZM64 186V185H63ZM66 186V185H65ZM76 186V185H75ZM84 186V185H83ZM92 186V185H91ZM128 186V185H127ZM143 186V185H142ZM152 186V188H153V185H151ZM164 186V185H163ZM162 186V187H163ZM193 186V185H192ZM205 186L203 187V188H205ZM224 186V187H225ZM231 186V185H230ZM245 186V185H244ZM17 187V186H16ZM49 187V186H48ZM58 187V186H57ZM60 187V186H59ZM67 187V186H66ZM78 187V186H77ZM81 187V186H80ZM87 187V186H86ZM100 187H102V186H100ZM124 187V186H123ZM129 187V186H128ZM162 187H161V189H162ZM165 187V186H164ZM163 187V188H164ZM211 187H213V186H211ZM53 188V187H52ZM73 188V187H72ZM83 188V187H82ZM104 188V187H103ZM158 188V187H157ZM160 188V187H159ZM194 188V187H193ZM202 188V187H201ZM221 188V187H220ZM17 189V188H16ZM92 189V188H91ZM105 189V188H104ZM124 188H122V190H123ZM130 189H131V187H130ZM155 189H156V187H155ZM170 190H171V188H169ZM168 189V190H169ZM214 189H215V187H214ZM233 190H235V191H237V194H244L246 191L244 190L245 188H243V187H241L240 186V184L239 183H237V184H234V186H233V188H232ZM247 189V188H246ZM250 189V188H249ZM249 189H248V191H249ZM36 190V189H35ZM63 190H65V189H63ZM77 190V189H76ZM96 190V189H95ZM128 190V189H127ZM150 190V189H149ZM162 190H164V189H162ZM184 190V189H183ZM188 190H189V187H188ZM193 190V189H192ZM195 190H196V188H195ZM213 190V189H212ZM220 190V189H219ZM251 190V189H250ZM51 191V190H50ZM49 191V192H50ZM78 191V190H77ZM87 191V190H86ZM100 191V190H99ZM120 191H118L119 193H121ZM124 192H125V189L123 190ZM129 191V190H128ZM144 192H145V189L143 190ZM154 191V190H153ZM186 191V190H185ZM191 191V190H190ZM199 191V190H198ZM225 191V190H224ZM230 191V190H229ZM14 192H15V190H14ZM39 192V191H38ZM70 192V191H69ZM98 192V191H97ZM106 192H107V194L108 195H106ZM142 192V191H141ZM159 192V191H158ZM193 192V191H192ZM203 192V191H202ZM206 192H208V191H206ZM19 193V192H18ZM35 193H37V192H35ZM45 193V192H44ZM55 193V192H54ZM53 193V194H54ZM57 193V192H56ZM62 193V192H61ZM78 193V192H77ZM118 193V194H119ZM127 193V192H126ZM132 193V192H131ZM138 193V192H137ZM152 193H154V196H155V198L156 199H159L160 200V198L159 197H157L158 195V193L157 192H152ZM160 193H162V192H160ZM197 193V192H196ZM198 193H200V192H198ZM204 194H205V192H203ZM202 193V194H203ZM211 193V192H210ZM213 193V192H212ZM223 193V192H222ZM229 193V192H228ZM236 193V192H235ZM251 193V192H250ZM31 194V193H30ZM40 194H41V192H40ZM49 194V193H48ZM52 194V195H53ZM63 194V193H62ZM122 194H123V192H122ZM139 194V193H138ZM141 194H143V193H141ZM148 194H149V191H148ZM168 194V193H167ZM192 194V193H191ZM207 194V193H206ZM254 194V193H253ZM2 195V196H1ZM35 195V194H34ZM47 195V194H46ZM51 195V194H50ZM95 195H97L96 194V192H95ZM99 195V194H98ZM116 195V194H115ZM125 195V194H124ZM145 195H146V193H145ZM152 195V194H151ZM199 195H201V193L199 194ZM198 195V196H199ZM211 195V194H210ZM214 197H216L215 198V201H221V202H223V201H226V197L225 196H223V194H221V193H218V192H215L214 194ZM227 195V194H226ZM25 196V195H24ZM37 196V195H36ZM44 196V195H43ZM49 196V195H48ZM55 196V195H54ZM73 196V195H72ZM78 196H79V194H78ZM113 196V195H112ZM183 196H184V194H183ZM182 196V197H183ZM186 196V195H185ZM184 196V197H185ZM192 196H193V194H192ZM196 196H197V194H196ZM202 196V195H201ZM208 196V195H207ZM212 196V195H211ZM232 196H233V194H232ZM231 196V197H232ZM249 196V195H248ZM53 197V196H52ZM51 197V198H52ZM71 197V196H70ZM75 197V196H74ZM115 197H117V196H115ZM121 197H124V196H121ZM137 197V196H136ZM148 197V196H147ZM167 197V196H166ZM168 197H171V195L169 194V196ZM181 197V196H180ZM187 197H189L188 195H187ZM205 197V196H204ZM229 197V196H228ZM235 197V196H234ZM237 197H238V195H237ZM236 197V198H237ZM34 199H35V197H33ZM41 198V197H40ZM44 198V197H43ZM49 198H50V196H49ZM48 198V199H49ZM54 198V197H53ZM52 198V199H53ZM64 198V197H63ZM87 198V197H86ZM89 198V197H88ZM87 198V199H88ZM92 198V197H91ZM94 198H96V197H94ZM110 198V197H109ZM127 198V197H126ZM125 198V199H126ZM133 198V197H132ZM144 198H146V196L144 197ZM192 198V197H191ZM194 198V197H193ZM198 198H200V197H198ZM203 198V197H202ZM201 198V199H202ZM208 198V197H207ZM230 198V197H229ZM236 198H233V199H236ZM250 198H253V196L252 197H250ZM3 199V198H2ZM65 199V198H64ZM72 199V198H71ZM80 199V198H79ZM83 199V198H82ZM85 199V198H84ZM98 199V198H97ZM102 199H103V197H102ZM106 199H108V197L106 198ZM110 199H112V198H110ZM119 199V198H118ZM162 199H164V198H162ZM169 199V198H168ZM177 199H179V198H176V200ZM232 199V198H231ZM10 200V199H9ZM26 200V199H25ZM51 200V199H50ZM49 200V201H50ZM56 200V199H55ZM59 200V199H58ZM67 200V199H66ZM92 200V199H91ZM94 200V199H93ZM158 200V201H159ZM171 200H174V199H171ZM203 200V199H202ZM201 200V201H202ZM228 200H230V199H228ZM13 201V200H12ZM19 201V200H18ZM82 201H84V200H82ZM81 201V202H82ZM95 201L96 200H94L93 202L95 203ZM102 201V200H101ZM104 201V200H103ZM107 201V200H106ZM124 202L126 201V200H123ZM127 201H129V200H127ZM145 201V200H144ZM163 201V200H162ZM175 201V200H174ZM179 200H177L176 202H178ZM186 201V200H185ZM198 201V200H197ZM201 201H199V202H201ZM204 201H206V199L204 200ZM212 201V200H211ZM239 201H240V199H239ZM14 202V201H13ZM16 202V201H15ZM46 202V201H45ZM48 202V201H47ZM55 202V201H54ZM79 202V201H78ZM78 202L76 203V204H78ZM89 202V201H88ZM87 202V203H88ZM91 202V201H90ZM98 202V201H97ZM96 202V203H97ZM118 202V201H117ZM124 202H122V203H124ZM133 202H135V201H133ZM132 202V203H133ZM137 202V201H136ZM147 202V201H146ZM154 202V201H153ZM156 202V201H155ZM188 202V201H187ZM214 202V201H213ZM229 202V201H228ZM231 202V201H230ZM245 202H246V200H245ZM244 202V203H245ZM8 203H10V202H8ZM22 203V202H21ZM37 203V202H36ZM50 203H51V201H50ZM68 203V202H67ZM92 203V202H91ZM127 203V202H126ZM131 203V202H130ZM140 203V202H139ZM138 203V204H139ZM144 203V202H143ZM162 203V202H161ZM168 204H169V201L167 202ZM186 203V202H185ZM196 203V202H195ZM216 203V202H215ZM232 203V202H231ZM234 203H236L235 201H234ZM30 204V203H29ZM45 204V203H44ZM54 204V203H53ZM65 204V203H64ZM75 204V203H74ZM83 204V203H82ZM81 204V205H82ZM98 204V203H97ZM154 204V203H153ZM163 204V203H162ZM174 204V203H173ZM205 204V203H204ZM222 204H224V203H222ZM9 205V204H8ZM13 205V204H12ZM16 205V204H15ZM25 205V204H24ZM36 205V204H35ZM55 205V204H54ZM56 205H57V203H56ZM60 205V204H59ZM80 205V204H79ZM91 205V204H90ZM92 205H93V203H92ZM117 205H119L118 203H117ZM116 205V206H117ZM143 205V204H142ZM155 205H156V203H155ZM187 205V204H186ZM189 205V204H188ZM202 205V204H201ZM212 205V204H211ZM227 205H229V203L227 204ZM227 205H226V207H227ZM232 205H233V203H232ZM43 206V205H42ZM44 206H46V205H44ZM48 206H49V204H48ZM97 206V205H96ZM131 206H133V205H131ZM130 206V207H131ZM151 206H152V204H151ZM162 206H164V205H162ZM175 206V204L173 205V207ZM177 206V205H176ZM180 206H182V204L181 205H179V208H180ZM195 206V205H194ZM197 206V205H196ZM195 206V207H196ZM210 206V205H209ZM217 206V205H216ZM10 207V206H9ZM17 207V206H16ZM15 207V208H16ZM27 207V206H26ZM55 207V206H54ZM80 207V206H79ZM85 207V206H84ZM94 207H95V205H94ZM127 207V206H126ZM128 207H129V205H128ZM129 207V208H130ZM133 207H135V205L133 206ZM141 207V206H140ZM156 207V206H155ZM154 207V208H155ZM157 207H160L159 205L157 206ZM204 207H206V206H204ZM203 207V208H204ZM208 207V206H207ZM206 207V208H207ZM232 207V206H231ZM243 207L245 208V206L243 205ZM242 207V208H243ZM20 208V207H19ZM47 208V207H46ZM71 208V207H70ZM96 208V207H95ZM98 208H100V206L98 207ZM121 208H122V206H121ZM124 208V207H123ZM136 208V207H135ZM142 208H144V207H141L140 209H142ZM148 208H149V206H148ZM165 208V207H164ZM177 208V207H176ZM198 208V207H197ZM217 208V207H216ZM220 208H221V206H220ZM11 209V208H10ZM21 209V208H20ZM22 209H23V207H22ZM26 209V208H25ZM58 209V208H57ZM85 209V208H84ZM88 209V208H87ZM117 209V208H116ZM115 209V210H116ZM128 209V208H127ZM132 209H134V208H132ZM150 209V208H149ZM166 209V208H165ZM164 209V210H165ZM167 209H168V207H167ZM225 209V208H224ZM227 209V208H226ZM246 209H248V208H246ZM3 210H5V209H3ZM64 210V209H63ZM130 210V209H129ZM128 210V211H129ZM135 210H137V209H134V212L136 213L137 211H135ZM143 210V209H142ZM151 210H152V208H151ZM170 210V209H169ZM180 210V209H179ZM195 210V209H194ZM201 210V209H200ZM222 210H223V208H222ZM230 210H231V208H230ZM245 210V209H244ZM9 211V210H8ZM12 211V210H11ZM21 211V210H20ZM31 211V210H30ZM46 211V210H45ZM59 211H60V209H59ZM81 211H83L82 209H81ZM89 211H90V209H89ZM146 211V210H145ZM154 211H156V210H154ZM153 211V212H154ZM203 211V210H202ZM205 211V210H204ZM209 211V210H208ZM213 211V210H212ZM28 212V211H27ZM41 212V211H40ZM50 212V211H49ZM63 212V211H62ZM65 212V211H64ZM69 212V211H68ZM85 212V211H84ZM84 212H83V214H84ZM87 212V211H86ZM120 212V211H119ZM118 212V213H119ZM132 212V211H131ZM134 212H133V214H134ZM144 212V211H143ZM189 212V211H188ZM195 212V211H194ZM218 212H221V211H218ZM231 212H232V210H231ZM249 212V211H248ZM9 213V212H8ZM13 213V212H12ZM20 213V212H19ZM24 213V212H23ZM42 213V212H41ZM75 213V212H74ZM81 213V212H80ZM125 213V214H124ZM124 213H122V214H124V217L126 216V215H129V214H126V212H124ZM152 213V212H151ZM200 213V212H199ZM203 213V212H202ZM201 213V214H202ZM207 213V212H206ZM209 213V212H208ZM207 213V214H208ZM224 213H225V210H224ZM247 213V212H246ZM2 214V213H1ZM27 214V213H26ZM34 214V213H33ZM53 214V213H52ZM63 214V213H62ZM66 214V213H65ZM115 214V213H114ZM113 214V215H114ZM133 214H131V215H133ZM144 214H145V212H144ZM150 214V213H149ZM157 214H159V213H157ZM210 214V213H209ZM214 214V213H213ZM216 214H218V213H216ZM228 214H229V211H228ZM242 214V213H241ZM15 215H17V214H15ZM24 215V214H23ZM44 215V214H43ZM49 215V214H48ZM68 215V214H67ZM77 214H75L74 216H76ZM81 215V214H80ZM99 215V214H98ZM118 215V214H117ZM121 215V214H120ZM136 215V214H135ZM132 216L131 218H130V220L132 221L133 220V223H132V227H133V229H142V228H144L145 226H146V224H148V221L151 219V215H146V216H144V215H142L141 216V218L140 217H136V216ZM165 215V214H164ZM206 215V214H205ZM223 215V214H222ZM247 215H248V213H247ZM14 216V215H13ZM39 216V215H38ZM63 216V215H62ZM70 216H72V215H69V217ZM79 216V215H78ZM116 216V215H115ZM114 216V217H115ZM154 216V215H153ZM152 216V217H153ZM220 216V215H219ZM218 216V217H219ZM224 216V215H223ZM29 217V216H28ZM43 217V216H42ZM64 218H67L66 216H63ZM73 217V216H72ZM81 217H83L82 215H81ZM142 217H144V218H142ZM182 217V216H181ZM195 217V216H194ZM201 217V216H200ZM204 217V216H203ZM234 217V216H233ZM249 217V216H248ZM251 217V216H250ZM11 218V217H10ZM21 218V217H20ZM23 218V217H22ZM25 218V217H24ZM32 218H33V216H32ZM77 218V217H76ZM102 218H106V217H102ZM113 218V217H112ZM123 218V217H122ZM180 218V217H179ZM185 218V217H184ZM207 218V217H206ZM215 218V217H214ZM26 219V218H25ZM49 219V218H48ZM59 219V218H58ZM73 219H74V217H73ZM73 219H72V225H73ZM83 219V218H82ZM108 219V218H107ZM106 219V220H107ZM124 219V218H123ZM127 219V218H126ZM157 219H161V218H157ZM157 219H155V220H157ZM188 219H190V217L188 218ZM9 220V219H8ZM7 220V221H8ZM20 220V219H19ZM62 220V222H63V219H61ZM69 220H70V218H69ZM69 220H67V221H69ZM104 220V219H103ZM115 220H116V218H115ZM122 220V219H121ZM120 220V221H121ZM125 220V219H124ZM163 220V219H162ZM183 220V219H182ZM185 220V219H184ZM187 220V219H186ZM203 220V219H202ZM223 220V219H222ZM228 220H231V219H228ZM6 221V222H7ZM27 223H31V221H29V220H25ZM34 221V220H33ZM52 221V220H51ZM58 221V220H57ZM60 221V220H59ZM77 220L75 219V222H76ZM110 221V220H109ZM119 221V220H118ZM128 221H129V219H128ZM191 221V220H190ZM195 221V220H194ZM199 221V220H198ZM206 221V220H205ZM209 221H210V218H209ZM208 221V222H209ZM215 221V220H214ZM41 222H42V220H41ZM49 222V221H48ZM47 222V223H48ZM65 222V221H64ZM79 222V221H78ZM101 222H102V219H101ZM100 222V223H101ZM122 222V221H121ZM130 222V221H129ZM155 222V221H154ZM207 222V221H206ZM217 222V221H216ZM9 223V222H8ZM8 223H6V224H8ZM46 223V222H45ZM51 223V222H50ZM99 223V222H98ZM98 223H96V224H98ZM99 223V224H100ZM114 223H116L115 221H114ZM119 223V222H118ZM117 223V224H118ZM122 223H124V222H122ZM149 223H151L152 224V221L151 222H149ZM161 223V222H160ZM171 223V222H170ZM191 223V222H190ZM202 223V222H201ZM5 224V225H6ZM20 224V223H19ZM18 224V225H19ZM32 224V223H31ZM42 224V223H41ZM63 224H66V223H63ZM69 224H70V222H69ZM75 224V223H74ZM79 224V223H78ZM103 224H104V222H103ZM179 224V223H178ZM194 224V223H193ZM193 224H191V225H193ZM196 224V223H195ZM198 224V223H197ZM196 224V225H197ZM204 224H206V223H204ZM225 224V223H224ZM233 224H235V223H233ZM29 225V224H28ZM48 225V224H47ZM50 225V224H49ZM67 225V224H66ZM80 225H81V223H80ZM105 225V224H104ZM104 225H103V227H104ZM106 225H107V223H106ZM109 225V224H108ZM113 225V224H112ZM112 225H111V227H112ZM120 225V224H119ZM121 225H124V224H121ZM130 225V224H129ZM156 225H157V222H156ZM168 225V224H167ZM171 225V224H170ZM174 225V224H173ZM180 225V224H179ZM178 225V226H179ZM186 225V224H185ZM207 225H210V224H207ZM207 225H206V227L205 228H207ZM215 225H217V224H215ZM227 225V224H226ZM230 225V224H229ZM54 226V225H53ZM62 227L64 226V225H61ZM70 226V225H69ZM68 226V227H69ZM97 226V225H96ZM118 226V225H117ZM125 226V225H124ZM149 228H150V226L149 225H147ZM146 226V227H147ZM158 226V225H157ZM183 226V225H182ZM181 226V227H182ZM195 226V225H194ZM194 226H192V227H194ZM219 226V225H218ZM232 226V225H231ZM240 226V225H239ZM13 227V226H12ZM44 227V226H43ZM57 227H60V226H57ZM76 227H77V223H76ZM76 227H73V228H76ZM79 227V226H78ZM85 227V226H84ZM106 227V226H105ZM108 227H110V226H108ZM113 227H116V225L115 226H113ZM123 227V226H122ZM131 227V226H130ZM131 227V228H132ZM145 227V228H146ZM160 227V226H159ZM159 227H158V229H159ZM162 227H165V226H162ZM169 227V226H168ZM175 227V226H174ZM186 228L188 227V226H185ZM191 227V228H192ZM202 227H203V225H202ZM225 227V226H224ZM233 227V226H232ZM254 227V226H253ZM4 228V227H3ZM8 228V227H7ZM10 228V227H9ZM9 228L8 229H1L0 228V254L1 253H3V254H6V255H8L9 254V252H11V245H12V247L14 248V249H17V250H19L20 251V253H22V256L20 255L18 258H16L17 260L13 263V264H36V259H38V258H36L35 260H33L32 258L34 257H32V258H30V260H28L29 262H26L24 259H25V257H26V254H23V253H26V251L27 250H29V249H27L26 251L23 249V247H25L24 245H26V247H27V245H28V243H29V241H31V239L33 240L34 239V237L36 236V239L38 238V236L39 235H37V234H35L34 232H36V230H37V225H33L32 224V226L31 227H29V228H22V229H20V226H19V229L20 230H18L19 232H17L16 234L14 233V231L12 232V231H10L11 230V228H10V230H9ZM45 228V227H44ZM49 228V227H48ZM52 228V227H51ZM55 228V227H54ZM97 228V227H96ZM96 228H95V230H96ZM101 228V227H100ZM125 228V227H124ZM126 228H127V224H126ZM125 228V229H126ZM131 228H130V230H131ZM152 228H154V227H152ZM151 228V229H152ZM155 228H156V226H155ZM170 228V227H169ZM168 228V229H169ZM190 228V229H191ZM195 229L194 230H196V227H194ZM197 228H199V226L197 227ZM223 228V227H222ZM228 228H230V227H228ZM42 229V228H41ZM40 229V230H41ZM59 229V228H58ZM62 229H64V227L62 228ZM61 229V230H62ZM66 229H68L67 227H66ZM112 229V228H111ZM125 229H124V231H125ZM148 229V228H147ZM147 229L145 230V232L147 231ZM176 229V228H175ZM181 229V228H180ZM218 229V228H217ZM234 229V228H233ZM56 230H57V228H56ZM65 230V229H64ZM71 230H72V228H71ZM76 230H77V228H76ZM108 230V229H107ZM117 230H118V227H117ZM155 230V229H154ZM154 230L152 231V234H153V232H154ZM161 230H162V228H161ZM194 230H193V232H194ZM199 230V229H198ZM197 230V231H198ZM208 230V229H207ZM221 230V229H220ZM226 230H227V227H226ZM229 230V229H228ZM235 230V229H234ZM233 230V231H234ZM43 231H45L44 229H43ZM54 231H55V229H54ZM69 231V230H68ZM87 231V230H86ZM111 231V230H110ZM150 231V232H151ZM156 231H157V228H156ZM155 231V232H156ZM168 231V230H167ZM171 231V230H170ZM176 231V230H175ZM174 231V232H175ZM181 231H183V229H181ZM187 231V230H186ZM213 231V230H212ZM232 231V230H231ZM238 231V230H237ZM16 232V231H15ZM38 232V231H37ZM46 232V231H45ZM45 232H42V233H44V234H46ZM65 232H67V231H65ZM74 232H75V230H74ZM73 232V233H74ZM77 232V231H76ZM119 232V231H118ZM121 232H122V230H121ZM126 232V231H125ZM132 232V231H131ZM134 232H136V231H134ZM140 231H138V233H139ZM142 232H144V231H142ZM148 232V231H147ZM150 232H148V234H150ZM178 232H179V230H178ZM184 232V231H183ZM201 232V231H200ZM199 232V233H200ZM215 232H217L216 231V229H215ZM239 232V231H238ZM262 232V231H261ZM34 233V234H33ZM39 233V232H38ZM54 233V232H53ZM69 233H70V231H69ZM110 233V232H109ZM130 233V232H129ZM137 233V232H136ZM158 233V232H157ZM180 233V232H179ZM213 233V232H212ZM232 233H234V232H232ZM231 233V234H232ZM237 233V232H236ZM235 233V234H236ZM259 233H260V230H259ZM258 233V235H260ZM264 233V232H263ZM47 234H49V232L47 233ZM70 234H72V232L70 233ZM126 234V233H125ZM139 234H141V233H139ZM138 234V235H139ZM143 234V233H142ZM145 234V233H144ZM155 234V233H154ZM153 234V235H154ZM174 234V233H173ZM178 233H176V236L178 237V235H177ZM194 234V233H193ZM226 234V233H225ZM228 234V233H227ZM234 234V235H235ZM41 235V234H40ZM67 235V234H66ZM74 235V234H73ZM78 235V234H77ZM108 235V234H107ZM131 235V234H130ZM138 235H136V236H138ZM166 235V234H165ZM179 235H181V234H179ZM191 235H192V233H191ZM199 235V234H198ZM210 235V234H209ZM233 235V234H232ZM256 235V234H255ZM32 236H34L33 238H32ZM42 237H43V235H41ZM41 236H39L40 238V240H41ZM65 236V235H64ZM79 236V235H78ZM82 236V235H81ZM104 236V235H103ZM117 237H118V234L116 235ZM115 236V237H116ZM157 236V235H156ZM155 236V237H156ZM175 236V235H174ZM173 236V238H177V237H174ZM182 236H183V233H182ZM181 236V237H182ZM185 236H187V234L185 235ZM184 236V237H185ZM206 236V235H205ZM214 235L212 234V237H213ZM228 236V235H227ZM239 236V235H238ZM254 236V235H253ZM264 236V235H263ZM71 237V236H70ZM72 237H74L75 238V236H72ZM83 237V236H82ZM87 237V236H86ZM124 237V236H123ZM141 237V236H140ZM149 237V236H148ZM147 237V238H148ZM160 237H164V236H160ZM235 237H237L236 235H235ZM250 237H252V235H250ZM44 238V237H43ZM64 238H66V236L64 237ZM69 238V237H68ZM85 238V237H84ZM83 238V240H85ZM90 238V237H89ZM139 238V237H138ZM144 238H146V237H144ZM150 238H151V236H150ZM154 238V237H153ZM169 238V237H168ZM192 238H194V236L192 237ZM196 238H197V236H196ZM203 238V237H202ZM206 238V237H205ZM208 238V237H207ZM206 238V239H207ZM215 238V237H214ZM219 238V237H218ZM38 239V240H39ZM45 239V238H44ZM56 239V238H55ZM55 239H53V240H55ZM73 238H70L69 240H72ZM100 239V238H99ZM110 239V238H109ZM125 239V238H124ZM141 239V238H140ZM157 239V238H156ZM166 239V238H165ZM182 239V238H181ZM184 239V238H183ZM188 239V238H187ZM205 239V240H206ZM224 239H226V238H224ZM229 239V238H228ZM259 239V238H258ZM67 240V239H66ZM75 240H77L76 238L74 239V242H76ZM82 240V239H81ZM81 240H79V241H81ZM86 240H88L87 238H86ZM85 240V241H86ZM128 240V239H127ZM153 240V239H152ZM151 240V241H152ZM155 240V239H154ZM170 240V239H169ZM174 240V239H173ZM178 240H180V239H178ZM192 240V239H191ZM232 240V239H231ZM52 241V240H51ZM56 241V240H55ZM57 241H58V239H57ZM122 241V240H121ZM139 241V240H138ZM142 241V240H141ZM145 241V240H144ZM156 241V240H155ZM176 241V240H175ZM185 241H186V239H185ZM189 241H190V239H189ZM188 241V242H189ZM199 241L200 240H198V243H199ZM203 241V240H202ZM221 241V240H220ZM33 242V241H32ZM34 242L36 243L37 242V240H34ZM41 242H42V240H41ZM44 242V241H43ZM42 242V246H43V243ZM53 242V241H52ZM61 242V241H60ZM62 242H64L63 241V239H62ZM70 242V241H69ZM73 242V241H72ZM74 242H73V245H71L70 243V245L71 246H73L74 247ZM87 242V241H86ZM94 242V241H93ZM130 242V241H129ZM166 243L168 242L167 240L165 241ZM172 242V241H171ZM170 242V243H171ZM184 242V241H183ZM206 242V241H205ZM225 242V241H224ZM231 242V241H230ZM234 242V241H233ZM261 242H262V240H261ZM46 243V242H45ZM48 243V242H47ZM46 243V244H47ZM49 243H51V242H49ZM92 243V242H91ZM107 243V242H106ZM119 243V242H118ZM144 243V242H143ZM155 243V242H154ZM173 243V242H172ZM175 244H176V242H174ZM180 243H182V241L180 242ZM187 243V242H186ZM185 243V244H186ZM193 243V242H192ZM201 243V242H200ZM210 243V242H209ZM222 243V242H221ZM220 243V244H221ZM238 243V242H237ZM240 243V242H239ZM36 244H38V243H36ZM39 244H41V243H39ZM80 244V243H79ZM79 244H77L78 246H79ZM81 244H82V242H81ZM94 244H95V242H94ZM112 244V243H111ZM114 244V243H113ZM117 244V243H116ZM142 244V243H141ZM147 244V243H146ZM157 244V243H156ZM165 244V243H164ZM164 244H162V246H160L158 249H160V250H162V249H165V248H167V246H164ZM168 244V243H167ZM167 244H165V245H167ZM175 244H173V245H175ZM223 244V243H222ZM248 244V243H247ZM251 244V243H250ZM259 244V243H258ZM258 244H256V243H254V247H255V245L257 246ZM34 245V244H33ZM55 245H57L56 243H55ZM59 245V244H58ZM93 245V244H92ZM136 245H137V243H136ZM159 245V244H158ZM180 245V244H179ZM194 245H195V243H194ZM214 245V244H213ZM212 245V246H213ZM219 245V244H218ZM260 245V244H259ZM32 246V245H31ZM41 246V245H40ZM48 246L50 247V245L48 244ZM61 246H62V244H61ZM60 246V247H61ZM65 246H67L66 244H65ZM64 246V247H65ZM77 246V247H78ZM114 246V245H113ZM123 246V245H122ZM129 246V245H128ZM143 246V245H142ZM145 246V245H144ZM143 246V247H144ZM176 246V245H175ZM191 246H193V244L191 245ZM202 246V245H201ZM207 246V245H206ZM221 246V245H220ZM249 246V245H248ZM264 246V245H263ZM29 247H30V245H29ZM33 247V246H32ZM46 247V246H45ZM44 247V248H45ZM53 247V246H52ZM54 247H56V246H54ZM95 247V246H94ZM104 247V246H103ZM106 247V246H105ZM110 247V246H109ZM112 247V246H111ZM146 247V246H145ZM185 247V246H184ZM188 247V246H187ZM194 247V246H193ZM197 247H198V245H197ZM214 247H215V245H214ZM230 247H232V245L230 246ZM259 247H261V245L259 246ZM9 248H11L10 249V251H9ZM57 248H58V246H57ZM116 248V247H115ZM114 248V249H115ZM120 248V247H119ZM118 248V249H119ZM129 248V247H128ZM138 248V247H137ZM171 248V247H170ZM180 248V247H179ZM199 248V247H198ZM220 248V247H219ZM219 248H218V250H219ZM249 248V247H248ZM253 248V247H252ZM252 248H250V250L252 249ZM264 248V247H263ZM34 250H35V248H33ZM41 249V248H40ZM56 249V248H55ZM55 249H51V250H54L55 251ZM77 249V248H76ZM84 249V248H83ZM90 249V248H89ZM108 249V248H107ZM112 249V248H111ZM117 249V248H116ZM122 249V248H121ZM124 249H126V248H124ZM133 249V248H132ZM146 249V248H145ZM152 249V248H151ZM183 249V248H182ZM209 249V248H208ZM215 249H216V247H215ZM225 249V248H224ZM234 249V248H233ZM232 249V250H233ZM244 249V248H243ZM17 250H15V251H17ZM36 250L38 251V249L36 248ZM35 250V251H36ZM47 251L49 250V248L48 249H46ZM67 250V249H66ZM81 250V249H80ZM105 250V249H104ZM129 250V249H128ZM147 250V249H146ZM159 250V251H160ZM169 250V249H168ZM180 250H181V248H180ZM189 250H190V248H189ZM192 250V249H191ZM228 250V249H227ZM231 250V249H230ZM236 250V249H235ZM13 251V250H12ZM14 251V252H15ZM22 251V252H21ZM25 251V252H24ZM30 251V250H29ZM29 251H28V254H29ZM40 251V250H39ZM56 251H60V249L58 250V249H56ZM65 251V250H64ZM83 251V250H82ZM94 251V250H93ZM106 251V250H105ZM122 251V250H121ZM126 251V250H125ZM139 251V250H138ZM170 251V250H169ZM178 251V250H177ZM193 251V250H192ZM196 251V250H195ZM201 251V250H200ZM225 251V250H224ZM240 251V250H239ZM243 251V250H242ZM246 251V250H245ZM254 251V250H253ZM33 251H32V249H31V253H32ZM43 252V251H42ZM45 252V251H44ZM51 252V251H50ZM53 252V251H52ZM61 252V251H60ZM60 252H57L58 254L60 253ZM127 252H129V251H127ZM176 252V251H175ZM198 252V251H197ZM208 252H210V251H208ZM215 252V251H214ZM217 252V251H216ZM215 252V253H216ZM220 252H222V250L220 251ZM227 252H229V251H227ZM232 252V251H231ZM261 252H263L262 251V249H261ZM47 253V252H46ZM63 254H65V252H62ZM81 253H84V252H81ZM100 253V252H99ZM102 253V252H101ZM106 253V252H105ZM126 253V252H125ZM138 253V252H137ZM157 253H158V251H157ZM161 253V252H160ZM187 253H188V251H187ZM194 253V252H193ZM192 253V254H193ZM202 253V252H201ZM243 253V252H242ZM248 253V252H247ZM254 253V252H253ZM264 253V252H263ZM14 253H12V255H13ZM17 254L19 255V252L17 251ZM33 254V253H32ZM34 254H35V252H34ZM33 254V255H34ZM44 254V253H43ZM51 254V253H50ZM57 254V255H58ZM85 254V253H84ZM96 253H94V255H95ZM124 254V253H123ZM141 253L139 252V255H140ZM149 254H150V252H149ZM164 254V253H163ZM217 254V253H216ZM215 254V255H216ZM229 254V253H228ZM235 254V253H234ZM245 254V253H244ZM259 254H260V252H259ZM258 254V255H259ZM5 255V257H7ZM38 255V254H37ZM42 255V254H41ZM104 255V254H103ZM120 255V254H119ZM135 255V254H134ZM138 255V254H137ZM172 255H173V253H172ZM174 255H175V253H174ZM180 255V254H179ZM195 255V254H194ZM261 255V254H260ZM1 256L3 257L4 255H2L1 254ZM45 256H47V255H45ZM44 256V257H45ZM55 256V255H54ZM81 256V255H80ZM93 256V255H92ZM112 256V255H111ZM123 256H125V255H123ZM148 256V255H147ZM158 256H159V254H158ZM169 256V255H168ZM167 256V257H168ZM186 256V255H185ZM228 256V255H227ZM251 256V255H250ZM14 257V256H13ZM24 258V259H22V261L20 260L21 258ZM50 257V256H49ZM59 257V256H58ZM66 257V256H65ZM76 257V256H75ZM153 257V256H152ZM157 257V256H156ZM174 257V256H173ZM222 257H223V255H222ZM237 257V256H236ZM246 257V256H245ZM261 257V256H260ZM12 258V257H11ZM11 258L9 259V261L11 260ZM41 258H42V256H41ZM46 258H48V257H46ZM45 258V259H46ZM69 258H70V256H69ZM81 258V257H80ZM137 258H138V256H137ZM136 258V259H137ZM142 258V257H141ZM149 258V257H148ZM158 258V257H157ZM166 258V257H165ZM193 258V257H192ZM217 258V257H216ZM238 258H239V256H238ZM244 258V257H243ZM255 258V257H254ZM253 258V259H254ZM2 259V258H1ZM3 259H5V258H3ZM13 259V258H12ZM29 259V258H28ZM50 259V258H49ZM79 259V258H78ZM99 259V258H98ZM144 259H146V258H144ZM150 259V258H149ZM163 259H164V257H163ZM170 259V258H169ZM177 259V258H176ZM181 259V258H180ZM179 259V260H180ZM194 259V258H193ZM201 259V258H200ZM222 259V258H221ZM245 259V258H244ZM250 259H252V258H250ZM5 260H8V258L7 259H5ZM13 260H15V258L13 259ZM26 260H27V258H26ZM69 260V259H68ZM160 260V259H159ZM167 260V259H166ZM238 260V259H237ZM2 261V260H1ZM8 261V262H9ZM81 261V260H80ZM79 261V262H80ZM106 261V260H105ZM118 261V260H117ZM141 261V260H140ZM149 261V260H148ZM147 261V262H148ZM151 261V260H150ZM150 261H149V263H150ZM198 261V260H197ZM215 261V260H214ZM261 261V260H260ZM5 262V261H4ZM13 262V261H12ZM38 262V261H37ZM40 262V261H39ZM57 262V261H56ZM75 262H76V260H75ZM78 262V261H77ZM86 262V261H85ZM90 262H92V260L90 261ZM108 262V261H107ZM146 262V263H147ZM190 262H191V260H190ZM194 262V261H193ZM196 262V261H195ZM198 262H200V261H198ZM210 262V261H209ZM222 262V261H221ZM246 262H248V260L246 261ZM250 262H251V260H250ZM248 263V264H251V263ZM253 262V261H252ZM258 262V261H257ZM3 263V262H2ZM1 263V264H2ZM52 263V262H51ZM58 263V262H57ZM89 263V262H88ZM94 263V262H93ZM100 263V262H99ZM118 263V262H117ZM155 263V262H154ZM168 263V262H167ZM188 263V262H187ZM204 262H202V264H203ZM214 263V262H213ZM217 263H218V261H217ZM231 263V262H230ZM6 264H8L7 262H6ZM92 264V263H91ZM104 264V263H103ZM106 264V263H105ZM135 264H137V263H135ZM148 264V263H147ZM156 264V263H155ZM208 264V263H207ZM215 264V263H214ZM233 264H235V263H233ZM255 264V263H254Z\"/></svg>",
  "mask_w": 264,
  "mask_h": 264
}]
</instances>
